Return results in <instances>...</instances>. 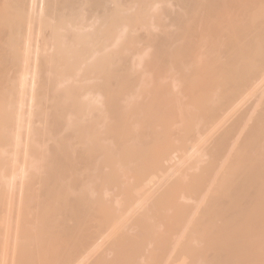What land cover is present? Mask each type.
<instances>
[{
  "label": "bare ground",
  "instance_id": "1",
  "mask_svg": "<svg viewBox=\"0 0 264 264\" xmlns=\"http://www.w3.org/2000/svg\"><path fill=\"white\" fill-rule=\"evenodd\" d=\"M28 1H30V6L32 8H34L35 16L38 17L41 20V23H44V26L50 27L49 28L50 30H48V32L44 33L43 40H42V38L41 39L39 38L36 42H28L27 40L25 42L23 40L25 31H26L25 30V28H26V19H27L26 7H27V4H28ZM130 1L131 0H0V199H2V197H4V195L2 194L3 190L6 189L4 187L8 186L9 184L12 185L14 180H18V179L20 180V178L16 179L18 176L22 177L21 179H23V177H24V180L22 181V183H21V180L20 181L18 180L21 183L20 184V186H21L20 187V189H21L20 193L23 192L22 202H24L25 201L24 199L26 198L24 196V192H25L26 195H29V197H27V199L29 198L28 200H30V201L32 200L34 202L37 201L35 199L37 195L34 198L31 199V197H33V195L31 196V194L34 193V191L35 192L39 191V190H37L38 186H36V185L42 186L44 184V186H42V187H45L44 189L41 187L42 188L41 189L40 186H39V188L41 190H44V192L40 191V193H38V195L41 194V196H42L41 192H43L44 195L42 196V198L41 197L37 198L38 200L40 199V201H43L42 202L43 208H41L42 206L40 207V209H38L39 207L36 208L41 203L40 201H38L37 203L35 202V204H34L35 205L34 207L36 208V210H35V208H33V205H32L34 202L31 201L32 203H31V205H29L31 208H33L36 211L35 214L37 213L36 214L37 217L35 216V218H34V215H32V218H34V220H31V218L30 219L28 218L29 216L31 217V215H29V214L33 212L32 209H31V212L29 211L28 213H26L28 211L27 210V211H25V213H22L23 210L25 209L24 207L25 206L28 207V204H29V203L27 204L28 201L26 200L27 202L26 203L24 202L25 206L24 205H23L24 207L22 206V212H18L16 214L17 215V220H20V221L17 222L16 218L12 219L10 217H8V218H10L9 220L12 219L11 222L9 220H6L7 217H3L2 221H0V264H75V262H76V264H78L79 262L77 261L78 260L77 258L78 257L82 258L80 255L81 254L84 255L85 254L84 252H86L85 250H87V248L92 247L90 245H93L95 242H97V245H98L101 242V239L102 240L104 239V237H105L104 234L107 233L106 231L110 230V228H109V230H106V228L108 229V226L106 224H108L110 222V220L115 221V219L118 218V214L116 216L117 218L114 216L117 212H119V210H117V209L120 208V209L124 210L126 207L128 208L129 204L123 202V200L128 202L129 201L128 198L130 197V203H131V201L134 198L131 199L130 195H133L132 194L133 192L137 193V191H139V190H142V189L144 190L146 185L149 184V182L151 180L155 181L157 179V177H160L162 175V173H163L162 170H159V169H162V167L160 168V166H159L161 164V160L164 163V160H166L165 157H169L170 158L173 155V153H172L173 151H170V150H174V149H171V147H170L172 144L171 145H167V143L166 144H162L161 142H159V140L157 139V137H158L157 131H156L157 134L155 133L154 135L151 134V133H154V131H151V133L149 131H147L148 128L146 129L147 132L143 131V129H142V128H144L143 126L147 127V125H146V123H143V124H141V123L142 122H146L147 119L146 120L144 119L145 116H146V118H147V116L150 118V116H149L150 113L149 112H151V111L148 110L149 107H151L152 104H155V106L157 108V109L154 108L155 107L154 105H152V106H154L152 109L150 108V110H154L151 113V117H152V114H156L158 109L162 110V107H163V109H164V107H166L167 109L170 107L168 103H169V101L172 98L170 97L169 94H168V97L171 98V99L168 98L169 99L168 100L166 98L167 97L166 95L169 92V91H167L168 89H170V94H171L173 92L172 89L175 88L174 86L176 85V87H177V85L180 84L182 86L180 87V85H178V87H180L181 89L180 88H178V89H180L182 92L184 90V93H185V94L183 93L184 95H186V93L187 94H190V93L193 94L194 93L193 92L194 88H196V89L199 88V89L203 90L204 82L206 84L210 85V86L209 85L208 86L205 85V88L207 86V89H209L208 90L209 93H210V90L211 91L213 90L212 92L215 93L213 95L217 94L216 98H215L216 100L218 99L217 97H219L221 101H222V99L225 98L228 101L229 105H228V103L226 104V102L224 103L225 99L223 101L224 105L226 104V106L231 107L232 106V102L238 101V99H236V98H238L239 95H241L242 87H243L244 83H246V80H247V85H249L253 81V78H257L258 74L260 75V73H261V75H262V73H264V0H204L205 2H203V3H201V1H196V0H181L182 5H183V9L186 10V11H187V9H189L191 11V16H193V20H195V23L190 22L191 20L188 22L187 19H188L189 16H187V19H186V14L185 13H189V12H185L184 10H183L184 11L183 13H181V12L176 13V14H179L178 16L175 15L176 18L174 19V21H175V23L176 22L179 23L178 26L181 24L180 25L181 29L179 31L182 30L181 31L182 33L179 32L178 30H176L178 32H175V33L173 32V33L175 34V36L178 33H181V34L177 35V40H180V42H182V43L185 41L183 43L184 45L181 44V47L179 48L180 45H177V44H179V42L177 43L176 37L172 36L174 34L171 35V33H172L171 31H169V33H168V29L167 30L165 29V27L168 28V26H166V25L162 26V30L163 31L165 30L166 34L168 33L169 36L171 35L170 37L171 38L173 37L172 40L173 39L174 40L172 41L168 37L173 43L171 41L170 42L166 41L167 44H163V43H165L164 41L166 40L165 39V35L166 34L164 32H162L160 34L156 33L155 35H160V36L154 37L155 35L152 32L153 23H150L151 24L150 26H152L150 28L151 29L150 33H151V35L153 34L154 36L151 37V35H150V36L146 37V35H147L146 34L145 38H143L142 42L140 40L139 41L142 44H144V45H147L148 43L150 45L151 44L150 42H152L153 44H151V48H153V47H154V49L158 48L159 50L156 51V53L157 52L160 53V52H163L164 49L166 50V52H168V50L170 48H168V50H167L165 45H172V44H174V41L176 40L175 43H177L176 44L177 47L175 45H172L173 49L172 48L171 49L172 50L176 49L175 52H177V53L179 52V49L180 50L182 49V50H184L185 54H183V51H182V53L181 52L178 53V56H180L179 55L180 53L182 54L180 57L176 56L177 55L176 54L175 56L178 57V59L176 61L173 60V59H175V58H173V56H174L173 54L175 53L174 51L173 52L170 51V52H172L171 54L173 56H168V55L167 56H168V58L172 57L171 59L174 62H177L180 59H182V61L177 63L178 64L177 67H175V65H173V64L168 65L169 67L173 65L171 68L175 67V69L173 68L174 69V71H173V69L170 70L171 68H167V66H165L166 62H163V61L167 60V56H166L165 60H163L164 57L162 59L160 58V60H163V61H161V63L162 62L164 63V64H161V65H163V67L165 66V69L167 68L166 69V73H167V71L169 69L170 71H168V73H173L174 72L173 74L176 73V76L181 74L180 75L181 77L178 76L175 79L176 80L175 83H177L178 81L179 82L182 81V83L175 84L173 82L174 86H172L171 84H169L171 86H167L168 84H166V88L168 87L167 90H165V92L167 91L166 95H165L166 97L163 94H162V96L160 95L164 91V89H162V90L158 89V90L162 91V92H160L159 95L161 97L164 96L165 99L168 100V102H167L168 106H166L165 99H164V102H165L164 103L162 101L163 99L161 100V99L157 98L158 99L157 103H159V105H158L155 102L157 100H155L154 98H155V96L159 97V95H155L154 98H153V95L151 93L148 94L147 91H146L147 92L146 94L151 96L155 101L151 98L153 101L151 100L150 102H154V103H150V104L148 103L146 105H143L145 103L142 104V101L143 102L144 101L147 102V100H149L150 97L145 94V91H143L144 94L142 92H140L139 93L140 95H138L137 92H138V87L139 86L136 85V87H135V83H136L135 78H134L135 82L132 81V80H133V77H136L134 74L137 73L136 75H138V74H140V73H142L144 71L143 70L142 72L138 73L140 70L137 71V69H139L137 67L140 65V67L142 69L143 64L146 63L147 60H149V58H151L150 55L153 56V54H154V56H155V52L154 51L151 52L149 50L148 51L149 55H148L147 54V50L148 49L147 50L144 49V51L146 50L145 51L146 53L144 54V51L141 52L140 54L142 55V53H143L144 55L140 57V55L138 53L140 51H142L141 50L142 48L140 47V51H138L139 47L137 45V42L139 43V41L136 40V42H135L136 44L134 43V45H132V47L137 45L138 48L137 47H133V48L137 49L135 51V53H137V55H139L140 59H143V60L138 59V62L140 60L139 65L137 64L138 62L136 63L137 64L136 66H135V63H134V67H133L134 70L131 68V70H132V72L130 71L131 76H132V73H133L132 80H129L131 76L129 77L130 73H129V71L127 72V70L130 69V67L128 69H126L127 66H124V67H126V68H124L125 71H122V72H127L126 74L124 73V75L128 74L129 79H128V77L125 78V76L123 75V73L120 70H119V72H117V74L122 73V75L124 76L123 78H125V80L127 79L131 83L134 82V83H132V85L134 84V87L132 86L133 89H134L133 91H135L134 94L131 93L132 92V89H131L132 87L128 88L129 84L127 82H125V83L128 84V85H126L127 87L125 86L124 79H123V85H122L121 82H119V80L122 81V79H121L122 75L121 74H120L121 76L119 75V77H121V78H118V77L114 76V77L118 78L119 80L116 79V78H114V80H113V78H111L112 81L111 80L109 81L110 77L111 76L113 77V73L116 74L115 72L118 71L115 66L112 67V69H111L110 66L114 65L113 61L116 62L115 59H118L119 53L122 54L121 52L124 53V50H125L123 41H122L123 43H121V45L123 44L124 48L123 47L122 48L124 50H120L118 52V50L116 49L117 50V52H116L115 47H114L115 51L113 50V47H112V46L119 47L118 46V41H119V39L122 36V34H120L121 30L124 33L125 32L124 31L125 27L126 28L128 27L127 29H130L132 26L135 27V26L139 25V23H143L144 20L147 21L146 18L143 20V17L144 16L146 17V15H147L146 13H148V11L146 12V9H148L147 6H149V5L145 6L146 9L145 8L139 9L142 6H144V4H145L142 0H139V5H140L139 8L136 7V6H138V4L136 5V3H138V2L133 4L134 0L131 1L132 2V3H130L131 5H128V3ZM147 1H149V0H146V3H147ZM156 1H155V4H156ZM151 2L152 1H150L149 4H154V3H151ZM132 4L134 6H132ZM155 4H154V6H155ZM184 6L187 9H185ZM136 8H138L135 11L136 15H135V13H134V15H132L131 13H130V15H127V12L124 14V12L126 10L132 11V10H135ZM206 9H207L209 14L207 13V11H205ZM130 11H128V13ZM203 12H206L207 14H204ZM182 14H185V16H182ZM189 14H187V15H189ZM199 14H202V16L201 15L199 16ZM154 16H156V15H154ZM181 17H183V18L185 17V20L181 19ZM78 18H79V20H77ZM151 18L152 17H150L149 19L152 20L153 18L152 19ZM190 18H192V17H189V19ZM150 20H148V21H150ZM151 22H154V21H151ZM148 23L146 25H148ZM155 23L157 24V22H155ZM129 26H131V27H129ZM150 26L148 25V27H150ZM157 26H154V27L157 28ZM134 27L131 28V29L132 30L135 29ZM138 27H136V28L140 29V27L139 28ZM192 27L196 28V30L194 31ZM147 29H149V28H147ZM135 30L133 32L131 31V34L127 30L126 31L127 33H125V34H130L132 39H133V36H134V39H136L135 38V34H134ZM197 30H198V32H197ZM132 33H133V36H132ZM147 33L150 34L149 32H147ZM163 33L165 35H162ZM194 33L198 34L199 36L196 35L197 37L195 36V38H194V35H195ZM125 36L129 37L128 35H124L123 38H125ZM161 36H162V38H161ZM157 37H160V38H157ZM255 37H258V39L257 38L255 39ZM147 38H148V40L146 41V43L147 42L148 43L145 44L144 40H146ZM168 38H167V40H168ZM197 38L198 39L200 38V39L204 40V41H202V44L200 43L201 46L204 43V45L207 46L208 48H209V46H210V48L211 47H213V48L216 47L215 49L212 48L213 51L211 50V51H209L210 53L209 52L207 53V51H205V50H207L208 48L205 49V47L203 45L202 48L204 49V52L202 53L201 51H198V52H201L202 55H204V57H205L206 53H207V55L208 54H210V55L212 54V56H211L212 58L216 57V58H214L215 61L209 55L207 57V60L205 59V61L207 62L206 64H205V62H204V64L202 63L204 61V59L202 61L201 57H200L201 60L198 58L199 62L197 63V60H196L197 58H195L194 55L197 57L198 56L197 54H199V53L196 52V54H194V51H193V54H192V52H191V49H193V50L195 49L196 51L198 49L201 50V48H200L201 46L198 44V42H196ZM132 39H131L132 43L129 42L128 39H127V42H125L126 46H127V43L133 44L134 39H133V41H132ZM194 39H196V40H194ZM200 39H199V42H201ZM119 42H121V41H119ZM168 43H172V44H168ZM161 44H163L162 46L165 47V48H163V50L160 49V47L162 48V46H160ZM119 45H120V43H119ZM128 45H130V44H128ZM152 45H154V46H152ZM155 45H159V46L156 47ZM110 46L112 47V50H113L112 52L110 50L108 51ZM174 46L176 47L175 49H174ZM196 46H200V47L194 48ZM168 47H170V46H168ZM129 48H130V46H129ZM151 48H149V49H151ZM203 49H202V51H203ZM185 50L186 51L188 50L187 52H191V53L188 54V53L185 52ZM215 50H216V52H214ZM246 51H249L248 54H246ZM166 52H164V54L161 53L160 56L162 54L165 56ZM212 52H214V53H212ZM159 53L156 54L155 58H154V56H153V59L151 58L152 61L154 59H156V58H158L157 61L159 60V57H160L158 55ZM201 53H200V56H201ZM171 54H169V55H171ZM214 54H215V56L213 57ZM249 54H251V56H255V59H253L254 60L253 62H252V57ZM134 55H136V54H134ZM157 55H158V57H157ZM188 55L193 56V58L189 57ZM247 55L250 56V58L248 57L249 59L247 58ZM144 56L147 57L148 59L146 60V58ZM222 56L225 59L221 58ZM114 57H116V58H114ZM184 57H189L190 59L192 58L193 60L195 59L196 60L195 64L197 63V65L193 64L194 63L193 60H191V61L187 60L188 62H185L186 60H183ZM210 58H211V62H208V61H210V60H208ZM245 58L248 59V62L244 61ZM122 59L124 60L123 57L121 58V60ZM169 59L167 60L168 63L172 62V60L170 59V61H169ZM256 59H258V60H256ZM121 60L119 58V62ZM212 60H213V62H212ZM157 61L154 60L153 62L156 63ZM200 61H201L202 65H199ZM249 61L252 63L250 66H252L253 64L255 65V66L253 65L255 67V69L252 68L253 66L251 67L252 68L251 70H250V66L247 67L246 64L249 65ZM256 61H257V64H256ZM149 62H151V61H149ZM149 62H148V64H149ZM174 62H172V63H174ZM111 63H113V64H111ZM141 63H143V64H141ZM158 63H159V65H158ZM158 63H157V65H158L157 69L160 70V68H161L162 71L161 70L160 71L158 70V71L160 72L159 74L162 77L157 74L158 71L156 72L157 75L155 74V77L153 76V74L155 73L153 71V69H152V66H153L154 63H152V64L150 63L152 65V66H150V68H149L148 64H145L146 66L144 65L145 67L143 66L144 67L143 69H145V70L147 68L152 69V73L153 74H151V70L149 71L147 69L149 71V73H150L148 75V78L150 77V79H151L150 81L151 82L150 81L148 82V80H149L148 78H147V81H146V79L144 80V78H146L145 76L148 73L145 74V75L143 73L142 75H144V76H141V74H140V75L137 76V78H140V80L142 82L146 81V82H144L145 84H142L141 81H137L136 84H141L142 86L148 84V86H146L147 90H148L149 85H151V87H152V85H153L152 83L154 81H155L154 82L155 84L153 85V88L156 86V81H159L160 78L162 79L164 77L165 81H166L168 79V76L171 75V74H169L167 76V74L164 73L167 76V78H166L165 75L163 74L164 71H163L162 67L159 68L160 62H158ZM174 64H176V63H174ZM85 65H86V70H87V73H88V79H91V78L93 79V78L97 77V78H100V79L103 78V80H106L104 78L107 77L108 83L109 82H111V83L114 82L115 79L118 80V82H116V81L115 82H116L117 85L118 84L121 85L122 90H120V91L123 92V93L121 92L123 95L127 94V92L125 90L127 88L129 89V91H131L130 92L131 94H133V95L136 94L135 96H133V95L131 96L129 91L127 90L128 93H129L128 95H130L129 98H128V95H127L128 99H130V98L134 99L133 97H135V99L132 100V102L137 101L138 98L141 99V96L144 97L143 95H146L145 96L146 100H145V98L144 99L142 98L143 100L141 99L142 101L140 103L142 105L138 102L139 100L137 101L140 105L137 104L138 108L136 107L135 109H138L136 111L137 116H138V114L144 108V107H142V109H140V111H139V108H140L139 106H147L148 105V108L147 107H145V108H146V111L148 110L147 112L149 114L145 111V108H144V110H142L144 112H142V113L145 114V112H146L148 115L145 114V116H143L142 113H140V114H142V116H143L142 118L145 121H143L142 119L141 120L140 119L139 120L136 119L137 123H138V124L136 123L137 124L136 126L139 129V131H138V129L136 131V128H135L134 124L133 125L130 124V125L133 126L135 129L132 128L131 126L130 127L132 129H129V128H127V126L129 127V125H126V126L123 125V127L125 126V129H123V127H122V130H124V131L121 130L122 133H121V135H119V140L120 141L115 140L116 142L118 141V143L115 142V144H114V141L112 140L113 142L112 141L110 142L112 147H107L108 146L107 140L109 142V138L107 140H105L106 137L104 139L103 138L104 135H102V134H105L106 132L109 134V132L111 131L110 128L113 129L112 133H115V131H116V133H115L116 135L118 133H120V130H116V128L120 129L121 127L120 126L118 127V125L122 126V124H124V122H126V118H127L126 116H127L128 113L130 114V109L132 107L131 106L132 102H130L131 99L128 101L126 99V97L123 98V95L119 93L118 87L114 85L112 90L114 88H115V90L118 89L117 90L118 92L117 91L116 92L119 94V96L116 95L115 98L116 99L118 97H122L123 98V101L122 100L121 101L118 100V101H120V103L118 101L116 103L115 102V98H113V96H111L112 94L110 95V92L112 90L109 89V88L112 87L113 85L107 84V80L106 81H102L101 80V82L98 83V86H97L98 88L95 87V85H97V84L94 85L95 89L97 88V90L100 92V94L98 92H96V94H98L96 97H99V96L103 97L106 94V96L110 95L112 97V101L111 100H107L106 101L105 98L111 99L110 97L108 98V96H107V97H104V99L102 97H100L101 102L98 103L96 101L97 100L100 101L99 98H93L94 100L96 99V101L91 99L92 97H94L95 91L92 90V92H93L92 93L91 90L90 91L88 90L89 91L88 92L85 89L86 92H88L90 95H93V96H91L90 101L93 100V102L97 103V105H99V104L101 105V106L99 105V107H101V108H98L99 111H97L98 110L97 109L95 111V113L99 114V113H101V112L103 113L105 111L104 112V115H105L106 112H108L106 110H108V108L110 107V106H108L109 105L108 101H109V103L114 101L115 103L113 102V104H115V105L116 104L118 105V103H119V105L121 104V107H122V105L124 106V104H122L121 102H125L127 100L128 102H130V104L128 105V102L126 101L129 108L125 107V109H123V107L121 108L119 105H118V107L117 106L113 107V104L112 103L110 104V105H112V107H111L112 111H115V113H116L115 116L118 115V117L119 116L122 117V114L121 115L117 114L118 111H120V113H121V109L122 110H126V112H128V113H126V112L122 111V113L124 112L126 114V115L123 114L124 115L123 117H125V121H123V119L120 117L119 119H121V122L119 121L120 122V124H119V123L115 122L114 119H111L112 116H111L110 113H112V112H111V108H109L110 109V111H109L110 113L108 112L109 115L107 113V115H105V117H101L102 115L100 116V114H99V118H98V115L95 114L96 115L95 117H97V119L105 118L107 120L105 122L104 119L103 120L101 119L102 120V124H104L105 126L107 125L105 123L109 122L108 121L109 118L112 120L111 124L113 123V125L115 126L114 127L115 129L112 127L113 125L112 126L111 125H109V126L107 125V128L110 127V128H108L109 132L107 131V128H106V130H104L105 126L104 127L101 126V125L97 126L96 123H98V120H96L95 117H94V119L96 121L95 122L94 119L92 118L94 115H89L91 117L89 118L88 124L90 122V124L93 125V123H91V122H95L94 125L96 126V130H97V128L103 127V128H101V129H103L101 132L99 131L100 129L97 130L98 133L100 132L102 134L99 133L97 135L96 130L93 129L94 126L91 127V125L89 124L88 125L89 128L91 127L90 129L95 130V132L93 131L94 133H91L90 131H92V130H90L86 126V129L90 130L89 131L90 135L88 133H86L87 131H86L85 128L84 129H85L86 132L82 128V132H83L84 136L83 135L81 136L82 133L80 134V132H81V130H80L81 128L80 127H82V126L84 127L86 125V124L85 125L82 124L84 119H83V121H82V119H80V121H79V119L76 120V121H79L80 124H82L81 126H80L79 123H76L75 121H73V122H75V124H79V125H74V123H72L75 126V128H76V126L78 127V129L74 128L75 131L77 130L79 132V137H77L78 133L74 131L75 132L74 135L77 134L76 138L73 136V138L75 139L74 142L75 143H79V142L82 143L84 145V149H85L84 150L82 148L84 150V152L83 151L80 152V150H78V149L77 150L79 152H77L74 142L72 143V139H69L68 136L65 137L63 132H62L61 135H64V136L59 135L60 134V129H61V127H59V126H53L54 127L53 128V134L50 137V139L46 141L48 143L51 142L53 144L50 145L49 147H43V145L41 143V140H40V132H41L40 129L33 127V124H30V122H29V124L26 123L25 130H24L23 117H24V114L26 112V110L24 108L25 104L29 105V103H30V106L27 109V112L29 114H31V112L35 113L36 112V110H35L36 108L39 110V108L41 107L42 92H43V90L45 88H47L49 86V83L51 81H53V84H55V86H54L55 90H53V93L55 91V94H56V96H55L56 99L54 100L53 107L55 108L56 111H58L57 109H59V108L56 109V107H58L57 105L61 104L62 102H63L62 104H64V102L66 103V101H68V100L70 102L72 101L71 103H75L73 105L74 106L76 105L77 106L76 108H78V106L80 105V102H81L80 106H82L83 103L85 102L86 103L85 106H87V105L90 106L92 104V106H90V108L95 107L94 103H91L90 105L87 104V102H90V101L82 102L83 100H80L79 98H78L79 100L77 99V97H79L78 94L81 91H83V90H80L79 93L77 92V94H76L75 91H77L78 88H80V87H77V85L74 86V87L70 86V87H72V89L74 88V90H73L74 92L71 90V88L65 89V86H64L65 90H63L62 83L68 81L67 79H69L71 77L74 78L75 73L81 71L82 67L84 68ZM256 65H257V67H256ZM192 66L193 67L197 66L195 70H194V68L193 69L191 68L195 72L197 71V73H198L199 70H202V71L199 72V73L202 72L201 74H199V73L197 74L200 77L202 75V77H201L202 79L201 80H200V77L199 76L197 77L195 75L196 73L193 71L194 75L198 79V82L196 81L197 79H195L196 82H194L193 79L195 78V76L193 74L192 75L194 76V78L192 77V75L189 76L190 72H192V71L189 72L188 68L192 67ZM154 67L156 68V64L154 65ZM113 68H116V69H113ZM248 68H249V70H247ZM118 69H120V68L118 67ZM124 69H121V70H124ZM113 70H116V71H113ZM135 70L137 72H135ZM111 71H112V73H111ZM78 74H76V75L79 76ZM108 74H112V75H109L110 76L109 77V76H107ZM51 75H53V77ZM100 76H102V77H100ZM158 76H160V77H158ZM141 77H143L144 81L141 79ZM152 77H154L156 79L158 77V79L157 80L156 79L152 80ZM171 77H173V76L171 75L169 77L170 80H172ZM190 77H192V78H190ZM262 77H264V76H262ZM262 77H261V79H262ZM86 78H87V75H86ZM174 78H175V75H174L173 79ZM190 79H192L193 81L190 80ZM258 80H254L253 84H254L255 81H258ZM163 81H164V79L162 80L163 86L160 83L161 88L162 87L164 88L165 87L164 84L167 83V81L165 83ZM172 81H169V82L172 83ZM248 81H249V83H248ZM260 81H262V80H259V84L257 82H255L256 86L255 85L254 86L256 88L251 87V85H253L252 83H251L250 86H247V87H249L251 90L254 88L253 90H255L258 87H260L259 86L261 84ZM102 82H106V83H102ZM160 82H161V80H160ZM149 83H151V84H149ZM263 83L261 84L262 89L264 88L263 87L264 86ZM57 84L58 85H62V89L61 90H63V91L58 89L59 87L61 88V86L58 87ZM63 84H65V83H63ZM87 84H88L89 87H91L89 83H87ZM104 84L106 86H109L108 89H107V87L106 88L104 87ZM257 84H258V87H257ZM73 85H75V84H73ZM66 86L69 87L68 84ZM123 86L125 87V89H123ZM142 86H141V88L143 89L144 87H142ZM85 87H87V86H85ZM116 87H117V89H116ZM121 87L119 86V88H121ZM157 87H159L158 83H157ZM171 87H173V88H171ZM261 87H260V89H261ZM80 89H84L83 86ZM142 89H139V91L142 90ZM207 89H206V92L208 93ZM262 89H261L260 92L258 91L259 89L257 91L261 94L262 93ZM123 90L126 93H124ZM144 90H146V88ZM149 90H151V89H149ZM158 90L157 91L155 90L156 91L155 93H157ZM177 90H176V92L174 90V94L178 92L177 94L179 96V94H180L179 92L180 91H177ZM247 90H248V88H247ZM251 90H250V92H252ZM201 91H200V93L203 94ZM112 92L117 94L115 91H112ZM151 92H153V91H151ZM165 92H163V93H165ZM203 92L205 93V91H203ZM212 92H211L210 95H212ZM247 92H249V90ZM196 93L198 95L200 94V93L197 92V90H196ZM207 93H206V95H207V98H208L209 93L208 94ZM259 93L256 92V93H252V94H254L253 96L257 97L258 96L257 94H259ZM115 94H113V95H115ZM201 94H200L201 98L198 97V95L197 96L194 95V97L195 96L196 97L195 98L194 97L191 98V99H194L195 102H196V103L194 102L195 104H193V101H192V103H190V104H193L192 106H195L196 104L198 105V102L196 101V98H198L197 99L198 101L200 99H202V97H204V96H202ZM213 95L211 97L212 99H213ZM17 96L21 97L19 102H17ZM136 96H138V98H136ZM171 96H173V94ZM175 96L177 97L176 94H175ZM175 96L173 97V99L176 98ZM192 96L189 95L188 97H192ZM259 96H258V99H260V100L257 102V105H255V103H256L255 101L258 100V99H256V97H253V98L256 99V100L254 99L255 101L253 100L254 101V105L256 107L252 103H251L252 105L251 104L250 105L253 106V108L251 106L248 107V108H250L249 109L250 115H249L248 112L244 111L245 113H248V114H246V116L247 115H248V117L250 116L248 119L247 118L245 119L246 116H243L244 113L238 115L236 118L233 117L234 119L232 118L233 120L231 121V125L229 124L230 126L228 125L229 127L227 126L228 128L226 127L227 129H225V131H223L222 134H219V137L217 136V138H215L214 141L211 144H209L206 148H204L202 151L199 152L198 157L200 156L199 158L200 159L202 158L203 160H198L197 163H199L200 161H202V163L204 162V159H205L204 155L205 156L207 155L209 158L213 159L212 161H210V163H208V165L210 164V166H207V168L205 167L204 164H203L204 165L203 166L202 163L201 164H196V162H195L196 166L200 165L198 167H196L195 165L194 166L192 165L194 168H197L198 170H200L202 168V166H203V169H201L200 172H203L202 170H204V167H205L206 168V172L204 170V172L206 173V174L204 173L205 177H204V175L202 173L199 174V171H198L196 174H199L200 177L198 178V181H196L198 176L195 174V172H192V176H193V173L196 175V176L194 175L196 177V180H195V177L193 176L194 177V181H196V182H194L192 180V178H193L192 177L190 179V181L188 180L189 184H185V182H186L185 178L189 179L188 177H185V175H184V174H186V176L188 175L185 172H186V169H188V167L191 166V164H189L190 166H188V167L185 166L186 167V168H184L185 172H183L181 170L182 171L181 174L184 173L183 175H181L182 178H184V180L181 178V176L179 177V178L182 179V180L180 179V181H181V184L179 183L180 185H178V184L176 185V183L174 181H172V182H174V184L176 186L174 184H171L172 183L171 182L169 184H166V186L164 187V190L166 191L165 188L167 187V185H174L175 186V187L174 186L171 187L172 190L170 191L171 192L170 194H172L173 192L177 191L176 194H175L176 195L175 198L173 196L174 194L172 195L174 199H176L177 196H179L178 194L180 192L178 193V190H177L178 187H180L179 188L180 191L183 188H185L184 190L181 191L182 194H183V191H184V193H187V192L189 193V196H188V193H187V195L185 194L184 198L183 197L182 198L178 197L180 199L187 200V197L190 198V199L191 198L193 199V198H195V196H193V194H195V193L196 194L198 193V195H199V193H200V195H204L203 199H205V201L202 199V201H204L203 202L204 204L202 203L203 204L202 205L200 203V205L203 206L201 208L200 205H199V201L202 202L201 199L199 198L200 195L198 196V195L195 194L196 197L199 198V199L197 198L199 201L196 200V201H198L197 203H198V206H199V210L197 211L195 209V211L199 212V215H198V213L197 214L195 213L196 216L192 217V219L190 221L191 216L188 215L189 213L186 215V218L183 215V213H181L182 215L181 214L180 215L182 216V218L184 217L185 219L180 218L181 217L180 215H179V219H178V215H177L178 213L176 214V211H178V209H180L179 207H182L181 211L185 212L186 209H187V211L190 212V214H191L192 212L190 210H192V209L189 208V206H191V205H189L188 203L184 202V203L188 204L187 206H185L186 204H184L182 201H180L182 203L179 202L180 206L175 205L176 203H174L173 201H172L173 204L169 205L171 203V202H169L171 200V195L169 194L170 195V199H169V196L166 195V196H168L167 197L168 199L166 201L164 199V201L169 203L168 204L169 207L178 206V208H176L177 210H175V212H173L174 207L171 208L172 210L170 209L174 214L177 215V217L176 218H172V217H174L176 215H173V213L171 214L170 210H168L169 213L171 215H173V216L169 217V218H172V220L169 219V218L167 219L166 217L169 216V215H167V216H164V215L169 214V213H166V211H167V209H166L167 206L166 205L167 204L165 205L166 206V208H165V206L163 205L164 201L161 202V200H162L161 198H163V197L161 195H160L161 197L159 196V199H160L159 204L162 203L161 205H163V207L165 208V210H164L163 207H162V209L165 211L164 213H163V210L161 208H159L161 206H158L159 209L156 206V202H158L159 199L156 197L158 201L155 200L156 202H154V199H152L153 200L152 201V200H150L151 197H149L150 199L148 198V201L150 200V201L154 202V205H155L154 208H156L157 210L154 211V208L152 207V204H153L152 202H151V206L149 208H146L145 207V206H147L146 204L149 205V202L147 201V203L144 204L145 206L143 205V207H145L147 210L145 209L146 211L144 210V213H143L142 212L143 210H141V208H142V205H141L140 211L142 212V214L139 215L137 213H139L140 211L137 212L136 216L137 217L140 216L137 219L134 216H135V212L138 211L139 209L137 207H134V205L132 206V204H133L132 203L131 206H129V208L131 210L134 207L133 208L134 210L133 209H132L133 211L131 210L132 212L135 211L133 213L134 216H133V214L130 213L129 209H127V210L131 214L130 219L133 216L136 220H138V224L139 225H136L138 227H136V229H135V226L134 225L132 226V224H133V222H132L130 224L131 226L129 225L127 229H129L130 227H133L135 229V231H133V230L132 231L136 232L137 228H139L140 225H141L142 228L143 227L146 228L145 225L148 224L149 221L154 220V218H158V219H155L157 222H159L160 219H162V218L164 219L165 218L166 221H165V219L163 220V222L165 221V223H162L161 222L162 220L160 222L163 225L166 224L165 225V227H166V226H168L167 225L168 222L173 221V223L170 222L171 226H172V229L175 226V229H173V230H176V232H179L181 234V235L178 234L180 237L177 235V238L178 237L180 238L178 240H181V236L182 235H184L186 237V234H185L186 231L184 232L183 230L184 229L188 230L187 229L188 227L187 228H182L183 224L181 222L183 220V223L185 224L188 221V218L190 217L189 221L193 222L191 224L194 225L193 226L194 228L192 230V228L189 227V230H188L189 233H187V236L189 237L190 233L192 232L193 235L191 233V237L190 238H191V240L193 242L190 241V238H188V237L187 238H188L189 241H185V240H187V238L185 239L184 236H183V238L185 239L184 241L187 242V243H184V244L182 243V246H181V242L182 241L180 242V241H177V239L176 240L173 239L176 236L170 237L171 235L170 236L168 235L170 237V240L173 239L175 242L177 241V243L180 242L179 244H180L181 247H183V249L180 248L179 244L178 245H177V243L172 244L173 242L171 243L169 241L172 244L171 245L172 248L174 246L177 249L180 248V249L183 250V251L181 250L180 254H182V256L184 258H185V254H186V256H187V260L185 258L186 262L191 261L193 259L194 261L191 262V264H264V93L262 95H259ZM62 97H64V99L66 101ZM86 97H88V94H86ZM179 97H177V98H179ZM181 98H179L178 101L180 99H181V101L184 100V99L186 100L187 96L186 97L185 96H181ZM253 98H251V99H253ZM102 99L107 102V103H104V104H106V105L108 104L107 107L105 108V110L103 109V111H102V108L105 107V106L103 104L104 101L102 102ZM203 99H205V97ZM215 99L212 100L211 102H215L216 101ZM85 100H87V98ZM159 100L162 101L163 105H164V106L162 105L161 108L159 106H160V104L162 102L160 103ZM207 100L210 103V98H208ZM207 100L205 102H207ZM69 101H68V104H69ZM78 101H79V103H78L79 105H77ZM176 101H177V99H175V103H173V102L170 103V104H172V103L175 104L174 105L175 108H176V104L181 105V106L183 104H184V106H186V104H187L186 101L184 103L179 101V102H181L183 104H180L178 101L176 103ZM188 101L191 102L190 100H188ZM126 102H125V105H126ZM137 102L132 103V105L137 103ZM205 102H204L203 105H201L203 103V101H202V103L199 102L201 107L198 105L199 109L196 112L200 111V108L202 110L203 109L202 106H204V105H206V106H204L205 108L207 106H209L207 104L208 102L206 104H205ZM230 103H231V106H230ZM236 103H234V104H236V106H234V104H233L234 107H237V105L239 104V102H236ZM173 104L171 106H173ZM212 104L214 105V103H210V106H213ZM221 104H219V105L221 106ZM80 106H79V108H80ZM133 106H135V105H133ZM198 106H197V108H198ZM62 107H63V105H62ZM188 107H189V105L187 106V109L185 108L186 109V111H185L186 115H187L188 111L192 110L191 106L189 107L190 110L188 109ZM234 107H233V109H234ZM171 108H173V107H171ZM175 108L172 109L171 111L168 110L169 112H167V113H170L169 115L173 114V116L174 117L176 116L177 118L180 115L181 116L183 115L182 117L185 116L184 119L180 118L181 116L179 117L180 120H183L182 122H184V120L186 119V115L181 114V113H184V110L182 111L180 109L181 107H179V109L177 107L178 110H181V112H179V114H178L177 113L178 110L177 109L175 110ZM182 108H183V106H182ZM193 108L196 110L195 107H193ZM72 109H74V107H72ZM85 109H87V107H85ZM222 109H224V108H222ZM233 109L231 108V110H230V108H228L225 111L227 112L228 110H230L228 112H231ZM60 110H61V107H60ZM62 110H63V108H62ZM79 110H83V109H79ZM92 110H93V108H92ZM92 110H90L88 112H91ZM133 110H134V108H133ZM161 110H158V115L160 117L162 115V118H159V116L156 115V116L153 117L154 119L150 118V120H147V121L150 122L151 119H152V121H154V120L157 121L156 119L159 118L158 122H156V124H157V123H159V121L163 120V118H165L166 116L170 117L169 115H167V113L163 117V115H164L163 111L164 110L163 111H161ZM173 110H175L176 113ZM159 111H160L161 115L159 114ZM172 111L175 113V115H174V113H171ZM225 111H224V113H225ZM236 111H238V109ZM250 111H252V112H250ZM132 112L135 113V110L132 111ZM165 112H166V109H165ZM92 113H93V111L91 112V114ZM188 113H190V112H188ZM212 113H214V112H212ZM112 115L114 116V113ZM132 115H133V113H132ZM192 115L195 116L194 113H192ZM211 115H214V114H211ZM211 115L207 117V120L206 119H202L204 121L203 122L201 121V122L205 126L208 125V124L206 125L208 120H212V124H213L212 127H214V125H215L214 123H216L215 119L217 121L219 119H221V116H220V118L218 116L219 114L218 115L215 114L214 116H211ZM216 115L218 117H216ZM106 116H109V117H107L108 119L106 118ZM115 116H114V118H115ZM135 116H136V114H135ZM189 116L190 115L188 114L187 118ZM191 116H190V118H191ZM118 117H116V118H118ZM116 118H115V120H116ZM139 118H141L140 115H139ZM179 118H178V120H179ZM192 118H193V116H192ZM250 118H251V120H250ZM55 119L57 120V116H55ZM131 119H132V117H131ZM101 120H99V121L101 122ZM178 120H177V122L180 121V120L179 121ZM246 120H247L246 123L253 122V123H251L252 125L249 126L248 124H246L245 123ZM122 121H123V123H122ZM129 121L130 120L128 119V121H127L128 124H129ZM135 121L133 119V121L131 120L130 122L135 123ZM138 121L141 122L140 123L141 126L143 125L142 128L139 125ZM100 122L98 123V125L101 124ZM148 122H147V124H149ZM154 122H153V125L155 124ZM184 123H186V121ZM244 123H245V125H244ZM116 125H117V127H116ZM246 125L249 126V127H247ZM74 126L71 125V127H74ZM210 126H211V122H210L209 126H207V127H210ZM212 127H210V129H212ZM140 129H142V130L140 131ZM62 130H63V128H62ZM205 130H208V129H205ZM84 132L86 134H88V136L86 134H84ZM95 133H96V135H95ZM242 133H244L243 137H242ZM91 134H94L95 136L93 135V137H89V136H91ZM99 135H100V137H102L101 139H104L103 142L105 143V146H104V143L101 142L102 140H100V137H98ZM85 136H87V137H85ZM105 136H107V134H105ZM109 136L111 138L114 135L112 134V136H111V132H110ZM88 137L90 139L92 138L93 141L91 140L92 141L91 142L88 139ZM114 137H112V138H114ZM77 138L78 139L80 138L79 141L76 140ZM96 138H98V140ZM99 140H100L101 144H103V145L98 144L97 141H99ZM111 145H109V146H111ZM100 146H103V150L104 151L102 150V153H101V151L98 152L99 150H101ZM73 149L76 151V154H73V152H74ZM86 149H88V151H86ZM202 152H203V154H202ZM74 156L77 157V159L78 158L81 159L80 160V164H82V165L80 166V164H77V162L79 160L76 162V160H75L76 158H75L74 162L76 164L74 163L75 166L73 165V169L77 168L76 165L79 166V168H78L79 170L81 168H83V169L85 168L84 171H86L90 167V168H93V169L89 168L90 170H92L91 171L92 173L94 171L96 172L97 166H98V168L99 167L102 168L103 166L105 167L106 166L105 164H107L106 167L112 166V164L115 163L114 160L117 157H118L117 158L118 160L121 159V161L119 160L120 162H122L123 160L124 161L126 160V158H124V157H127V158L130 157V159L127 160L126 162H122V166H121V164L119 165L120 162H118L117 159H116L118 165L115 163L116 166L113 165L112 166L113 168L110 167L112 169L116 168V170H117V168H119L118 169V173H117V171L115 173V174H117V177L115 175L114 176V177H116L115 179L111 178L113 180H116L119 177L118 174L122 175V173H123V176H121V178L120 177L118 178V182L116 181V184H118L117 187L122 185V183H123L122 187L120 186V189L123 188L122 191H120V190L118 191V189H116L117 188L116 184H114L115 181L113 182L110 178L108 179V181L111 180V181H109L111 185H109L107 187H110L112 185L115 186L116 188L113 189L112 188L113 186H112L111 189H113V193L115 195L118 194L117 196L122 195L121 192H123V195L124 194L126 195V193H124L125 191H123V190L126 189V191H127L128 188H126V187H128V185L126 187H125V185L127 184V182L131 181L130 180L131 177L132 178L136 177L135 180H138L139 182L135 181L134 178L133 179L131 178L132 182L135 181L134 183H136V186L131 182L132 184L130 183L131 186L129 185L130 186L129 189H131V187H134V186H135V188H137V183L141 182V183L144 184L148 180V178L150 176H151L150 177L151 180L150 181L148 180L147 183L144 184V185L142 184V188H140L141 187V183H140L139 184L140 185V187H139L140 189L139 190H138V188L137 189L132 188L133 191L131 192L132 189L130 190L131 194L129 193V190H128L127 195L129 197L126 198V196H125V198L127 200H125V198L123 196H122V198H124L123 200L121 199V196H120V198L118 197L119 199H117V196H116V198H114L115 196H112L113 193L110 194L112 192V191L110 192V190H109L110 188H108V190H107V187H106L105 183L104 184L102 183L103 182L102 178L105 179V177L107 175L106 174L107 171L106 170L104 171L105 175L103 174V177H102L101 171H102V169L104 167L102 169L100 168L101 170L98 169V171H100V173H101L100 175L102 177V178L99 177V178H101V180H98V181L99 182L101 181L102 185L104 187H106L105 188L106 189V193H104V191H103V194H106V195L110 194L111 197L114 198V199L112 198V200L113 201L115 200L114 203L117 204V205H115L114 203H113L114 204L113 205L110 202L111 201L110 200L111 199L110 195L107 196L109 198V200H110L107 203L108 198H107L106 201L104 200L106 195L104 196L103 194H101L102 191L99 193V190H102V188L104 189V187L101 188L102 185H97V187L100 186V188H101L99 190L96 188V185H95V187L93 186L94 185L93 183H95V181H94L95 178H93V177H96V173L98 174V171L96 173L94 172L95 174L92 177V181H94V182L91 183L92 184L91 186L93 188H96L98 193L101 194V195H98L96 193L97 191L95 190V194H97L96 197L93 196L94 195L93 191H92L93 188H92V190H89V191L92 192V194H91V192L89 193V195H90L89 196L88 193L86 192L87 188L84 187L87 184V183H85V182H87V181H85V180H87V179H85V177L87 178V176H89V175L92 176L93 175L91 172L90 173L88 172L89 170H87V172H86L89 175L85 174L84 172H82L81 170H83V169L80 170L82 173H84L87 176L83 175V177L79 176V178L78 177L76 178V176H78V174H76V176H75V171L77 173L79 170H75V169H74L75 170L74 173H73V169H72V171H71L72 173H71V175H69L70 172L67 171V170L70 169V166L68 164L66 165V163H67L66 161L67 160L66 161L63 160V161L66 162L64 164L62 159H64V157H74ZM141 156L142 157L145 156V158L146 157H148V158L150 157V159H151V157H153V158H152V160H150V159L147 160V161L144 160V161H146V162H144L143 161L144 158H142ZM4 157H32L34 159H29L27 161L26 165L24 167H22L21 169H20V167H19V169H16L14 167V168H12V173L11 172L8 173L7 170L4 167L8 166L9 164H7V162L4 159ZM41 157H50V158H48V161L45 158L46 161H47V163H46L45 161L42 160L44 158H41ZM87 157L88 158L89 157H94L93 158V162L96 165V167L94 165L95 168L93 167V164H92L93 162L90 161ZM95 157H97V160H98V157H100V158L101 157L102 158L107 157V159L109 160V165L107 163V159H106V161L104 159V161L106 163H104V165L102 164L103 166L102 165H100V166L97 165L96 162L99 161L98 164L101 163V162H100V159L97 161L95 159ZM108 157H110V158H108ZM111 157L112 158L114 157L115 159H113L114 163L112 162L110 164V161L112 160ZM120 157H122V158H120ZM134 157H136V160L133 159ZM138 157H141L142 161H141V158H138ZM159 157H160V159L162 157V159L160 160ZM86 158L89 160L88 161L89 163L85 162V161H87ZM102 158H101V160H102ZM137 158L139 160V163L137 161ZM163 158H164V160H163ZM169 158H167V159H169ZM66 159H68L69 162L71 161L69 158H66ZM94 159L96 160V162H95ZM91 160H92V158H91ZM153 160H154V163L152 164L151 162H153ZM133 161L134 162L136 161L137 164L136 163L134 164ZM205 161H206V159H205ZM44 162L46 164H42ZM70 163H73V162H70ZM131 163H133V164H131ZM149 163H151V164L148 165ZM154 164L157 167V168L155 167L156 170L159 168L156 173H158V171H160V173H161V174L158 173L160 176L154 175V174H156L155 172L152 173L154 176H156V179H155V177L153 175L146 174V173H150L151 171H153L151 165H154ZM43 165L46 168L45 175L43 177L45 180H44L43 184H40L38 182L43 180V178L42 179L40 178V177H42L41 175H43V174H40L41 170L44 168ZM70 165L72 166V164H70ZM163 165H165V164H163ZM68 166H69V168H68ZM119 166L124 168V170H122L123 172L121 171ZM148 166L150 167V169L148 168V170L145 171V169ZM192 166H191V170L194 169V168H192ZM9 167L11 168L12 165H10ZM169 168L164 167L163 170L167 171V169L169 170ZM108 169H109V167L107 168V170ZM153 169H154V167H153ZM16 170H18V171L21 170V172L18 173V171H16ZM30 170H32V171H30ZM119 170L122 173H119L120 172ZM149 170H151V171L149 172ZM189 170H190V168H189ZM191 170L189 171V174L191 173ZM42 171L44 172V169ZM170 171H171V169H170ZM170 171L168 173H171ZM181 171H179V172H181ZM111 172L112 171L107 172V173L111 174ZM66 173L68 174V176L66 175ZM113 173L114 172H112V174ZM127 173L128 174L130 173V174L127 175ZM168 173L166 174L165 171H164L162 176H164V178H165V175H169ZM110 174H109V176L112 175V174L111 175ZM124 175L125 176H129V177H127L125 179ZM26 176L28 178L27 181L25 180ZM69 176H71V177L69 178ZM90 176H89V180H91ZM109 176H107V178ZM188 176L190 177L191 175H188ZM6 177H9L10 180L6 181L5 180ZM67 177L69 178V180L71 178L75 177V179L76 180L78 179L79 181L82 178V181H84V182L83 183H82V181H80V182H81L82 185H84V183H85V185L83 186L85 189L83 187L81 188L82 185H80L79 181H78L79 182V184H78V182L75 179H73V180L71 179L72 181L70 180V182L74 183V181H76L75 183L80 185V187L78 185H76V184H74V185L72 183L70 184V182H69V184L65 183L66 181L68 182V179L65 181V178H67ZM97 177H96V179H99ZM152 177H153V179H152ZM122 179H125V180L129 179L130 181L128 180L126 182L125 180L122 181ZM145 179H146V181H145ZM176 179H175V181H178ZM3 180L5 181L4 183H2ZM191 180L193 182H191ZM109 182H107V183H109ZM188 182H186V183H188ZM14 183H16V182H14ZM119 183H120V185H119ZM192 183H194V184L197 183L198 184V185L195 184V185H197V188H198V189L197 188H195V189H197L198 192L197 191L194 192V193L192 191H191L192 193L190 192L189 188L191 187V185L193 186ZM65 184H66V186L69 185V187H67V190H69L71 188L70 185L74 186L73 190L72 189L69 190V191H71V190L73 191V192L71 191L72 194L69 193L66 190V188L64 187ZM96 184H99V183H97V181H96ZM13 185L15 186L16 184H13ZM17 185H19V184H17ZM162 185H164V184H162ZM33 186L35 188L36 187L37 188L35 189ZM91 186H88V188L89 187L91 188ZM143 186H145V187L143 188ZM168 187H167V190H169V188H170V187L169 188ZM12 188H11V190L13 191L14 189H12ZM64 188H65L66 192L69 193V195L70 194L73 195V194H75V191L81 190V192L77 191L78 193L76 192V194L80 195V196H81V193H84V195L86 194L88 197L81 196V197L84 198V201H85V198L87 200L89 198L92 199V197L94 199H97V197L101 198V199L103 198L102 200L101 199H98V200L102 201V202L105 201L107 204L106 203L103 204L102 202H98V200L94 201V199H93V201H90V203H91V205H93L94 204L93 202H95V203H98L100 205L103 204L105 206L109 205V204H112V206L110 205V207L109 206H107V207L109 208V211L112 210V213L110 212V214H111L110 216H112V214H114L112 216V218L114 217V219H111V217L108 216L109 215L108 212L106 213V211H108L107 207H104V208H106V209H104L105 210L104 211L105 215H104V213H102V215H104L105 217H103L102 219L101 218L99 219L98 216H95V214L97 215V212H98L96 210V209H98V208H96L98 205L96 207H95V205H93L92 209H94V207H95V210L97 212L96 213L94 212V214L91 215V216H93V217L95 216V218L96 217L97 218L93 219V220H95V223H94V221H93V223H91V219L92 218L89 219L88 217L90 216V214H89L90 212L93 213V210L91 208H90L91 210L89 209V207H90L88 205L89 204V200H88V202L85 201V203H88V204H85V206H87V205L89 206L88 209H87V207L85 209V206L83 204L84 201L82 200L83 198L81 199L80 196H77V197H79L81 199V200H79V198L76 197L80 201V203H79L77 201V199L75 198L76 195L73 197L71 195L69 196L68 193H66L65 199L69 196L70 197L69 200L72 199V198L73 199L75 198L76 201L79 203V205H77L76 204L77 202L75 201V199L72 200V203H73V201H75L76 202L75 204L77 206V207H75V205L73 204V206L75 207V210H73V209L71 210L72 214L74 213L73 211H75V214H74L75 216H73L71 214H68L69 215L68 216L67 215L68 210L70 211L69 208L72 207V206H71V204H69L70 201H68L69 205L67 206V201L64 199V194H65ZM77 188H79V189H77ZM191 188L194 189V186L191 187ZM8 189H9V186H8ZM31 189H34V190L32 192H30L31 194H27V192H29V190H31ZM145 189H147V188H145ZM22 190H24V191H22ZM82 190L84 192H82ZM164 190H163V192H165ZM116 191L120 192V193H117ZM147 191H149V189H147ZM150 191H152V190H150ZM108 192H110V193H108ZM161 192L162 191L160 190V193ZM163 192H162V194H167V193H163ZM204 192H206L205 193L206 196H205V194H201V193H204ZM17 193H16V195H17ZM155 193L156 192L154 191V194ZM12 194H13V192H12ZM14 194H15V192H14ZM35 194H37V193H35ZM140 194H141V192H140ZM149 194H152V192L149 193ZM182 194H180V195H182ZM18 196H20V195H18ZM99 196H104V197H99ZM150 196H152V195H150ZM182 196H184V195H182ZM23 197H24V199H23ZM33 199H35V200H33ZM63 200H64V202H63ZM118 200H120V201H118ZM177 200H179V199H177ZM117 201H118V203H116ZM8 202H9V200H8ZM175 202H178V201H175ZM61 203L63 204V206L65 205L64 203H66V207L67 208L64 206L67 209L66 211L64 210L65 208L63 209V206L61 205ZM122 203H125L126 205L128 204V206L125 207V205L124 204L122 205ZM36 204H37V206H36ZM118 204H120L119 207H118ZM181 204L182 205L184 204L185 207H183ZM5 205L7 206L8 203L5 204ZM103 205L101 206L102 208L100 207L101 209H103ZM121 205L123 207H120ZM113 206L114 207H118V208H115L116 209V210L114 209L115 211L113 209L110 210V208H112ZM137 206L139 207V205H137ZM74 207H72V208H74ZM169 207H168V209H169ZM187 207L189 208V210H188ZM193 207H195V208L197 207L196 203H195V205ZM183 208H186V209L183 210ZM191 208H192V206H191ZM41 209H43V210L40 213ZM83 209H85V211L87 212V214H88L87 216L88 217L85 216L86 213H85V211L83 212ZM136 209H138V210H136ZM142 209H144V208H142ZM29 210H30V208H29ZM37 210L39 212H37ZM89 210H90V212L88 213ZM158 210L162 211V212L159 211L161 216L159 215V213H155ZM64 211L66 212V215H64L65 214ZM71 211H70V213H71ZM100 211L103 212L102 210H100ZM113 211H114V213H113ZM150 211L153 214H155V215L153 216ZM187 211L185 213H187ZM192 211H194V209ZM149 212L151 213V215H150ZM19 213H22V215L23 214H27L29 216L27 217V215H26V217H24V218L22 216V218L24 219V220L22 219L23 220L22 221L19 218L21 216V214L18 216ZM84 213H85V215H84ZM106 214H107V216H106ZM145 214L146 215L149 214L150 216H147L145 218V216H146ZM162 214H164V215L162 216ZM100 215L101 214H99V217H102ZM156 215H158L159 217H155ZM187 216H188V218H187ZM106 217H107V219H105ZM141 217H144L145 219H147L148 222H147V220L142 219ZM25 218H26V221H27V218H28L29 221L31 220L30 225L29 224L26 225V223L24 222ZM14 219L16 221L15 224L12 223ZM73 219H75V222H74ZM97 219L98 220H102V222H103V219H104V221L108 222V223L105 222L106 224L104 222L103 223L101 222L102 224H104V226L102 224H100V221L98 222L100 226L97 224V226L101 227L102 229L103 228L105 229V231H104V229L102 231L103 234L101 232H99V231H101L99 229H97L96 231H98V232H96L94 230V229H96V227L94 226L95 227L94 228L92 226V224L96 225V223H97L96 220ZM174 219H175V221H174ZM89 220H90V222H89ZM136 220L133 219L134 222ZM177 220H178V222H177ZM184 220H186V222ZM70 221L71 222L73 221L72 223H74V224H72ZM151 222L154 223V221H151ZM160 222L159 223L155 222V223L160 225ZM27 223H28V221H27ZM153 223L151 224V226H153V227L156 226L157 229L155 227L150 229V228H148L149 227L148 225H147L148 226L147 228L149 229V231L155 229L157 234L161 232V235L160 236L156 235L155 240L153 242L152 239H154V236H152L150 234L151 231L147 232L146 230H148V229L146 228L145 232H147L149 234V235H147V234L146 235L147 236H152V237H150V238L149 237L148 238L147 237H143L145 239L147 238L146 241L150 239L149 241H151L152 245L149 244L150 243L149 241H147V242H149V243H147L145 241V239L144 240L142 239V241H139L136 245L132 244V242L134 240L136 241L138 238L135 239V238H132V236H131V238L129 237V235H132V234H130L131 228H130L129 231L128 230L127 231L129 232L128 237L130 238V241H132V239H133L132 242L128 241L129 238L126 237L127 240L125 239V241H124L125 246L122 244L123 241L121 240L122 241L121 244L123 245L122 246L121 244H119L121 241L119 243H117L120 239L119 238H114L115 240L119 239V240H116L117 242L115 241V243L118 244V247H120V245H121L122 247L126 248V250H124L122 247L120 249L121 252H124L123 256H126V257H127V255L130 256V254L132 252H136V251L138 253H133V254H136V256L137 255L138 256L139 255L142 256V253H144L145 251L148 252L147 255L145 256V254H144V256L148 257L150 262L147 261L148 258H146V261H145L144 257L143 258H141V257L138 258L137 257V259L135 258V260H134V258H132V257H135V256H133L131 254L132 257L128 256L129 258H132L134 260V262H132L133 260L131 259V261H130L131 263L136 264L137 263L136 260L143 259V260H141V262L144 261V264H146V262H149L150 264H152V260H153V264H156L157 260H158L157 259V255L159 256L161 251H163V256L167 255L168 252L170 251V248H169L170 244L168 245L169 242L167 240L168 237H166V235H167V232L169 230H171V227H169V230H168V228H165V231H164L163 227H161L162 225L161 226H157L155 223H154L155 225H153ZM179 223H181L180 224L181 226H179ZM84 224L87 226L86 227L87 229L90 228L87 224H90L94 228V229L90 228V230H92L94 232V234L92 233V231L90 232L89 229L85 230L84 229V227H85ZM28 225H29V227H28ZM108 225H110V223ZM159 227L165 232L166 235H164V234L162 235V233H164V232H162V230H158ZM176 227H177V229H176ZM184 227H186V226H184ZM181 228H182V230L180 232ZM141 230L142 229L138 230L136 233L140 234ZM177 230H179V231H177ZM120 231L122 233L120 232L119 235L117 234L118 237L123 234L124 229L120 230ZM172 231H170L171 234L172 235L173 234L176 235V233H172ZM182 231H183V234H182ZM95 232L102 234V237L104 235V237L103 238L100 237V239H99V235H96ZM124 232L126 234V231H124ZM156 232L153 230L154 234L153 233L152 234L155 235ZM136 233H135V235H136ZM195 233L197 235H195ZM146 235L144 234V236H146ZM96 236H98V237L96 238ZM125 236H127V235H125ZM125 236H121L120 238H123ZM161 236L162 237H166V239L165 238L160 239ZM141 238H142V236H141ZM141 238H139L138 240H141ZM94 239L95 240L98 239V240L97 241H92ZM105 239H106V237H105ZM156 240H160L161 242L159 241V246L157 245L155 247L154 245H156V244H154V243H156L155 242ZM194 241H195V243H194ZM188 242H190V243H188ZM144 243L145 244L147 243L146 245H147V248H149V251L146 250L147 248H146V245ZM111 244H113V246L115 245V247L113 248V246H111ZM111 244H110L111 247L108 246L107 249L110 248L109 251H113L115 249L116 253L114 252V254L116 256H117V254L119 255V253L117 252L118 247L116 249V244H114L113 241H112ZM57 245H59V246H57ZM97 245L95 243V246H93V247L96 248ZM103 245H105V244H103ZM132 245H133V248L131 247ZM175 245H177V246H175ZM134 246H135V248H137V250H134ZM149 246H153L154 249L152 247H149ZM127 247H131L132 250H134V251H132L131 249L128 250L129 248H127ZM144 247L146 248L145 251H144ZM95 248H90L91 250H88V251L93 252V249H95ZM101 248H102V246H101ZM112 248H113V250H112ZM151 248L153 250H150ZM168 248H169V250H168ZM172 248H171V250H172ZM59 249H60V251H59ZM166 249L168 250L167 253L164 252V251H166ZM180 249H179V251H180ZM127 250L128 251H132V252L127 253L128 252ZM98 251L99 250H97L96 252H98ZM104 251H106V250L104 249L102 253L106 257V255H107V253L109 251H106L105 253H104ZM118 251H119V249H118ZM125 251H127L126 255H125ZM150 251H151V253H150ZM179 251H178V253H179ZM90 252H88V254H90ZM96 252L94 251V253H96ZM175 252H177V251H175ZM100 253L98 255H101L102 259L107 260L109 258L108 257L107 259H105L104 256L102 255V253L101 254ZM112 253L113 252H109V255L112 254ZM120 254H122V253H120ZM152 254H155V256L152 255ZM180 254L178 256L181 257ZM85 255L87 257V254H85ZM91 255H92V253H91ZM109 255H107V256H109ZM173 255H175V254H173ZM188 255L191 257V259H190V257ZM119 256H121V255H119ZM152 256L155 257V258H152ZM169 256L167 258H169ZM93 257H94V255H93ZM93 257L91 256V258H93ZM180 257H179V259H180ZM188 257H189L190 260H188ZM98 258H99V256L97 257V259ZM112 258L111 259L109 258L111 260V262H113L115 260V259H112ZM115 258H118V256L115 257ZM120 258H123V257L122 256L119 257L118 258L119 261L116 264L120 263V261H121ZM159 258H160V256H159ZM164 258H166V256H164L163 259ZM84 259H85V257L83 258V262H82L81 259H79V260H81L80 262L82 264L85 263ZM87 259H89V258L87 257ZM155 259H157V260H155ZM161 259H162V257L158 260V264L160 263ZM163 259H162V261H165ZM110 260H109V263H107V264H111ZM125 260H124V264H125ZM180 260L182 261V259H180ZM94 261H95V259H94ZM94 261H93L92 264H95ZM126 261H127L126 264H130L129 260H126ZM100 262H101V260H100ZM141 262L138 261V263H141ZM166 262H167V260H166ZM81 263H79V264H81ZM101 263H105L106 264L105 261L101 262ZM101 263H98V264H101ZM173 264H174V262H173Z\"/></svg>",
  "mask_w": 264,
  "mask_h": 264
},
{
  "label": "rangeland",
  "instance_id": "2",
  "mask_svg": "<svg viewBox=\"0 0 264 264\" xmlns=\"http://www.w3.org/2000/svg\"><path fill=\"white\" fill-rule=\"evenodd\" d=\"M131 1H132V0H131ZM131 1L128 3V5H131V4H130V3H132ZM142 1H143L145 4H144V6H142L141 8H139V6H140V5H139V0H138V1H137V0L135 1V0H134V3H133V4H135L136 2H138V3H136V5L138 4V6H136V7H138L139 9H142V8H145V9H146L145 6H147V5L150 6V7L147 6L148 9H146V12L148 11V13H146V14H147L146 17H145V16L143 17V20L146 18L147 21L144 20L145 23H144L143 21H142L143 23H139V25L141 24L142 26H141V25H140V26L137 25V26H135V27H134V26H132V27L129 26V27H131V28L134 27L136 30H135V29L132 30L131 28H130V29H127L128 27H127V28H126V27L124 28V31H125L124 33H123V31L121 30V33H120V34H122V36H121V38L119 39V41H121V42L118 41V46H119L120 48L117 47V46H112V47H113V50H114V47H115V50L117 49L118 52H119L120 50H124V49H125V50H124V53H123V52H121L122 54L119 53L118 59H115L116 62L113 61V62H114V65H111V66H110L111 69H112V67H114V66L117 68L118 71L113 70V71H116V72H115L116 74L113 73V77H112V76H111V77L109 76V75H112V74H108L107 76L110 77L109 81H110V80L112 81L111 78H113V80H114V78H116V77H118V78H121V77H122V78H121L122 81H120L118 78H116V79H118L119 82L122 83V85H123V79H124V83L127 82V83L129 84V85H128V84L125 83V86L128 85V88H130V87H132V86L134 87V84L132 85V83H134L135 80H136V83H137V81H141L140 78H137V76L140 75V74H141V76H144L145 74L148 73V74L145 76L146 78H144V80L146 79V81H147L148 75L150 74L149 71L151 70V74H153V73H152V69H153V71L155 72V73L153 74V76L155 77L156 72L159 70V69H157V68H158L157 66L159 65L158 62H160V66H159V68L162 67V69H163V71H164L163 74L165 73V74H167V76H168L169 74H171L173 77H174V75H175V78H174V79H173V77H171L173 81L170 80V78H169L171 75L168 76V79L166 80L167 83H165L166 81H165V78H164V77H163L162 79L160 78L161 82H160V80H159V81H156V86H155L154 88H153V85L155 84V83H154L155 81L152 83V84H153L152 87H151V85H149L150 88L148 87V90L151 89V90H149V91L147 90V87H146V86H148L147 83L151 80L150 77L148 78L149 80H148V82L146 83L147 85H143V86H142L141 84H136V83H135V87H136V85H138V86L140 87V88L138 87V92L136 91L138 95H140V94H139L140 92L143 93V91H145V94H146L147 92H148V94L151 93V94L153 95V98H154L155 95H159L160 92H162V91H160V90H158V89H161V90L164 89L163 92H165V90H167V88H168V87L166 88V84H168L167 86H171V85L174 86V85H173V82L175 83V82H176L175 79H176L178 76L181 75V74H180V75L176 76V73L173 74L174 72H173V73H168V71L172 70L173 68L175 69V67H177V65H178L177 63H178V62L182 61V59L179 58L180 60H178L177 62H174V61H176V60L178 59V57H180V56L182 55V54H181L182 51H183V54H185V53H184V50H182V49L180 50V49H179V48L181 47V44H183L185 41L183 40L184 42L182 43V42H180V40H177V35L181 34V33H182V32H181L182 30L179 31V30L181 29V28H180V25H181V24L178 26L179 23H177V22L175 23V21H174V19L176 18V16L179 15V14H176V13H179V12L183 13L184 11H185V12H189L190 14H189V13H185V14H186V19H187V16L192 17V18H190V19H189V17H188V19H187L188 22L191 20L190 22L195 23V20H193V16H191V11H190L189 9H187L185 6H184V8L187 9V11L183 9V5H182L181 0H157V1H156V0H149V1H147V3H146V0H142ZM150 1H152L151 3H154V4H155V1H156V4H157V5L155 4L156 7L154 6V4H149ZM153 1H154V2H153ZM196 1H201V3L205 2L204 0H203V1H202V0H196ZM133 4H132V6H134ZM140 4H141V3H140ZM152 7H153V8H152ZM138 8H136L135 10H132V11H130V10H126V11L124 12V14L127 12V15H130V13H131L132 15H134V13H135V15H136V12H135V11H136ZM145 9H144V10H145ZM149 10H150V11H149ZM183 10H184V11H183ZM128 11H130V12L128 13ZM205 11H207V9H206ZM26 12H27L26 28H25L26 31H25V34H24L23 40H24L25 42H26V40H27L28 42H36L39 38H40V39L42 38V40H43V37H44L43 35H44V33H45V32H48V30H50V29H49L50 27H48V26H47V27L44 26V23H41V20H40L38 17L35 16L34 8H32V7L30 6V1H28L27 7H26ZM132 12H133V13H132ZM261 12H262V11H261ZM152 13H153V14H152ZM181 13H180V14H181ZM203 13H204V14H207L208 11H207V13H206V12H203ZM185 14H182V16H185ZM187 14H189V15H187ZM208 14H209V13H208ZM154 15H156V16H154ZM175 15H176V16H175ZM200 15L202 16V14H199V16H200ZM174 16H175V17H174ZM180 16H181V15H180ZM207 16H208V15H207ZM147 17H148V18H147ZM150 17H152L154 20H153L152 18H151L152 20H150V19H149ZM154 17H155V18H154ZM159 17H160V18H159ZM181 19L185 20V17H184V18L181 17ZM77 20H79V18H78ZM148 20H150V21H148ZM151 21H154V22H151ZM193 21H194V22H193ZM148 22H149V23H148ZM155 22H157V24H156ZM147 23H148L149 26L151 25L150 23H153V25H152V26H153L152 32H153L154 35H155L156 33H157V34H158V33L160 34V33H162V32H164V33L166 34L165 30H164V31L162 30V26H165V25L168 26V28L165 27L166 30L168 29V33H169V31L172 32L171 35L174 34L175 32H178V31L181 32V33H178L176 36H175V34L172 35L173 37H174V36L176 37L177 43L179 42V44L175 43L176 40L174 41V44H172V43H173L172 41H173L174 39L172 40L173 37L171 38V37H170L171 35L169 36L168 33H167L166 35H165L164 33L162 34V35H165V39H166V40L164 41L165 43H163V44H167L166 41H169V42H170V41L172 40V41H171L172 43H168V44H172V45H175V46H176V44H177V45H180L179 48H178V49H179V52H181V53L179 54L180 56H178V53H179V52H178V53L175 52V51H176L175 48H176L177 46H176V47L174 46V49H175V50H172V49H173V46H172V45H165V47H166L167 50H168V48H170V49L168 50V52H169V53H168V52H166L165 49L163 50V48H165V47H163V46H162L163 44H161L160 46H162V48L160 47V49H162L163 52H160V53L157 52V53H159L158 55L160 56V54H161V53L164 54V52H166L167 54L165 53V56L162 54V55H161L162 57L160 56L158 61H157L158 58L154 59L155 61H157L156 63L153 62L154 60L152 61L153 56H154L153 53H152L153 56L150 55V57H151L152 59L149 58V60H147L148 58L145 57L146 55L144 56V57L146 58L147 62L144 60L146 63H144V62H143L144 64L141 63V64H143V66H144L145 64H148L149 61H151V62H149V64H148V65H149V68H150V66H152L151 64L154 63L153 66H152V69L147 68L149 71H148L147 69H146V70L143 69L146 65H145L144 67L142 66V69H141L139 63H140V60H143V59H140V57L143 56V55L146 53L145 51H146L147 49H148V50H147V54H148V55H149L148 51L150 50L151 52L154 51V52H155V56H156V54H157L156 51H158L159 49L156 48V49H157V50H156V49H154V47L151 48V44H153V43L150 42L151 44L149 45V43L147 42V43H148V44H147L146 41L148 40V38H147L146 40H144L145 42L143 41V42H144L145 44H147V45H144V44L141 43L142 40H143V38H145V35H146V34H147L146 37H148V36L151 35V33H150V30H151V29H150V28H151L152 26L148 27V25H146ZM161 23H162V24H161ZM143 24H144L145 26H144ZM154 24H155V25H154ZM176 24H177V25H176ZM157 25H158V26H157ZM138 26L140 27V29H137V28H136V27H138ZM143 26H144V27H143ZM154 26H157V28L154 27ZM177 26H178V27H177ZM139 27H138V28H139ZM23 28H24V27H23ZM147 28H149V29H147ZM192 28H193L194 31L196 30V28H194V27H192ZM163 29H164V28H163ZM127 30L130 32V34H131V31L133 32V31L135 30L134 34H135V38H136V39H134V36H133V33H132V36H133L134 41H133L132 37L130 36V34H125V33H127V32H126ZM161 30H162V31H161ZM176 30H178V31H176ZM191 30H192V29H191ZM129 32H128V33H129ZM147 32H149L150 34H148ZM173 32H174V33H173ZM197 32H198V30H197ZM153 34L151 35V37L154 36ZM194 34H195V35H194V38H195L196 35L199 36V35L196 34V33H194ZM200 34H201V33H200ZM124 35H128L129 37L125 36V38H123ZM156 36H160V35H155L154 37H156ZM197 36H196V37H197ZM126 37H127V38H126ZM166 37H167V38L169 37L171 40H170L169 38H168V40H167ZM179 37H180V36H179ZM122 38H123V39H122ZM157 38H160V37H157ZM161 38H162V36H161ZM256 38L258 39V37H255V39H256ZM127 39H128L129 42H131V39H132V41H133V44H131L132 42H131V43H127V46H128V47L126 46V43H125V42H127ZM199 39H200V38H199ZM199 39L197 38V40H196V39H194V40H196V42H198V44L200 45V43L202 44V41H204V40L200 39L201 42H199ZM136 40H138V41L140 40V41H141V42L139 41V43L137 42V45H138L139 48L137 47V45L133 46V47H137V48H138V51H140V47L142 48V49H141L142 51H140V52L138 53V54L140 55V57H139V55H137V53H135V51H136L137 49H134V48L132 47V45H134V43L136 42ZM122 41H123L124 43H123ZM196 42H195V43H196ZM119 43H120V45H121V43H123L125 48L123 47V44L120 46ZM128 44H130V45H128ZM135 44H136V43H135ZM156 44H157V43H156ZM196 44H197V43H196ZM198 44H197V45H198ZM148 45H149L150 47H149ZM183 45H184V44H183ZM203 45H204V43H203ZM203 45H202V46L200 45L201 47H200V46H196V47H194V48L200 47L201 50L198 49V50L196 51L195 49H194V50L191 49L192 54H193V51H194V54H196V52H198V51H201V52L203 53V52H204V49L202 48ZM129 46H130V48H129ZM152 46H154V45H152ZM155 46L158 47L159 45H155ZM168 46H170V47H168ZM112 47L110 46L109 49H108V51L110 50V51L112 52V51H113V50H112ZM122 47H123L124 49H123ZM148 47L151 48L152 50L149 49ZM204 47H205V49L208 48V47L205 46V45H204ZM110 48H111V49H110ZM132 48H133V49H132ZM171 48H172V49H171ZM209 48H210V46H209ZM209 48H208V49H209ZM212 48H213V47H211L209 50L207 49V50H205V51H207V53H208V52L211 51V50L213 51V49H215L216 47L213 48V49H212ZM126 49H127V50H126ZM144 49H146V50L144 51ZM189 49H190V48H189ZM189 49H188V50H189ZM202 49H203V51H202ZM115 50H114V51H115ZM117 50H116V52H117ZM188 50H187V51H188ZM143 51H144V54L142 53V55H141L140 53L143 52ZM160 51H161V50H160ZM170 51H172V52L174 51V52H175V53L173 54L174 56L171 54L172 52H170ZM187 51L185 50L186 53H188V54L191 53V52H187ZM201 52H198L199 54H197L199 57H198V56L196 57L195 55H194V57L197 58V59H196V60H197V63L199 62V59H200V57H201L202 61H203V59H204V61H203L202 63L204 64V62H205V64H206L207 62L205 61V59L207 60V57H208L210 54L207 55V53H206V54L204 53V54H205V57H206V58H205L204 55H202ZM214 52H216V50H215ZM214 52H212V53H214ZM248 52H249V51H246V54H248ZM200 53H201V56H200ZM209 53H210V52H209ZM250 53H251V52H250ZM134 54H136V55H134ZM150 54H151V53H150ZM169 54H171V55H169ZM176 54H177V55H176ZM192 54H191V55H192ZM158 55H157V57H158ZM167 55H168V56H173V58H175V59H173L174 61L171 59L172 57H169V58L172 60V62H174V63H176V64H174V63H172V62H169V63H170V64H169L168 61H167V60L169 59ZM175 55L178 56V57H176ZM191 55H188V56L193 58V56H191ZM249 55L251 56V54H249ZM249 55H247V58H248V57L250 58ZM121 56L124 58V60H123V59L121 60V58H122ZM155 56H154V58H155ZM166 56H167V60H166V61H163V60H165ZM202 56H203V57H202ZM211 56H212V54L210 55V57H211ZM214 56H215V54L213 55V57H214ZM243 56H244V55H243ZM163 57H164V58H163ZM189 57H184L183 60H186L185 62H188V61L193 60L192 58L190 59ZM251 57H252V62H253V61H254L253 59H255V56H251ZM114 58H116V57H114ZM119 58H120V60H121L120 62H119ZM160 58H161V59L163 58V60H160ZM185 58H186V59H185ZM198 58H199V59H198ZM211 58H212V57H211ZM211 58L208 59V60H210V61H208V62H211ZM214 58H216V57H214ZM214 58H212V59H214ZM221 58H223V56H222ZM249 58H248V59H249ZM138 59H140L139 62H138ZM170 59H169V61H170ZM189 59H190V60H189ZM201 59H200V60H201ZM223 59H225V58H223ZM223 59H222V60H223ZM226 59H227V58H226ZM248 59L245 58L244 61H247V62H248ZM187 60H188V61H187ZM196 60L194 59V60H193L194 63L192 62L194 65H197V63L195 64V61H196ZM256 60H258V59H256ZM91 61H92V60H91ZM91 61H90V62H91ZM161 61L166 62L165 66H167V68H171L173 65H175V67L171 68L170 70L168 69V71H167V73H166V69H167V68L165 69V66L163 67V65H161V64H164L163 62L161 63ZM214 61H215V59H214ZM250 61H251V60H250ZM250 61H249V65L246 64L247 67H249V66L252 64ZM90 62H89V63H90ZM137 62H138V63H137ZM141 62H142V61H141ZM212 62H213V60H212ZM134 63H135V66H136L137 64L139 65V66L137 67V68H139V69L136 68L137 71L140 70L138 73L142 72L143 70H144L146 73H145L144 71H143L142 73L138 74V75H136V74H137V73H136V74H134L136 77H133V80H132L133 73H132V76H131L130 71L132 72L131 68L134 70V68H133V67H134ZM136 63H137V64H136ZM150 63H151V64H150ZM157 63H158V65H157ZM192 63H191V64H192ZM243 63H244V62H243ZM111 64H113V63H111ZM155 64H156V68L154 67ZM171 64H173V65L169 67L168 65H171ZM256 64H257V61H256ZM199 65H202V64H201V61H200ZM199 65H198V66H199ZM253 65H254V64H253ZM253 65H252V66H253ZM120 66H121V67H120ZM122 66H123V67H122ZM124 66H127V68L124 67ZM252 66H250V70H251L252 68L255 69V67H254L255 65H254L253 67H252ZM118 67H119L120 69H118ZM129 67H130V69H128ZM153 67H154V68H153ZM196 67H197V66H195V67L192 66V67H189V68H188V69H189V72L192 71V72H190L189 76L192 75V74L194 75V72H195L194 70L196 69ZM199 67H200V66H199ZM201 67H202V66H201ZM251 67H252V68H251ZM256 67H257V65H256ZM116 68H113V69H116ZM124 68L128 69L127 72L129 71V73H130V74H129V77L131 76L130 79H129V77H128V74H127V75H124V73L126 74L127 72H122V71H125ZM191 68H192V69L194 68V70H192ZM121 69H124V70H121ZM154 69H155V70L157 69V70L155 71ZM164 69H165V70H164ZM174 69H173V71H174ZM119 70L123 73V75L125 76V78L128 77L129 80H132V81H134V82L131 83V82L128 81L127 79L125 80V78H123L124 76L122 75V73L117 74V72H119ZM160 70H161V68H160ZM160 70H159V71H160ZM247 70H249V68H248ZM137 71L135 70V72H137ZM147 71H148V72H147ZM159 71H158V73H157L158 75H160V74H159V73H160ZM161 71H162V70H161ZM193 71H194V72H193ZM200 71H202V70H199L198 73H199ZM133 72H134V71H133ZM78 73H79V74H78ZM111 73H112V71H111ZM143 73H144V75H142ZM195 73H196L195 75L198 77L199 75H197V74H198L197 71H196ZM201 73H202V72H201ZM201 73H199V74H201ZM76 74H78L79 76H77ZM80 74H81V75H80ZM120 74H121L122 76H121ZM157 74H156V75H157ZM161 74H162V73H161ZM165 74H164V75H165ZM86 75H87V78H86ZM119 75H120L121 77H119ZM193 75H192V77L194 78L195 75H194V76H193ZM260 75H261V73H260ZM260 75L258 74L259 77L257 76V78H253V81H254V80H258V79L260 78L259 80H262V81L264 82V79H263L264 77H262V76H264V73H262L261 76H260ZM51 76L53 77V75H51ZM75 76H76V77H75ZM114 76H116V77H114ZM151 76H152V75H151ZM160 76H161V75H160ZM160 76H158V77H160ZM167 76L165 75L166 78H167ZM196 76H195V78L193 79L194 82H196V81L198 82V79L196 78ZM78 77H79V78H78ZM100 77H102V76H100ZM139 77H140V76H139ZM154 77H152V80L156 79V78H154ZM158 77H157V79H158ZM161 77H162V76H161ZM180 77H181V76H180ZM192 77H190V78H192ZM199 77H200V76H199ZM201 77H202V75H201ZM201 77H200V80L202 79ZM261 77H262V79H261ZM134 78H135V80H134ZM136 78H137L138 80H137ZM104 79L107 80V84H111V85H113V86L110 87L109 89L112 90V88H113L114 85H115V86L118 87V89H119V93H120V94L123 93L122 91H120V90H122L121 85L118 84V85L121 87V88H119V86L116 84V82H118V80L115 79L116 82L114 81V82H112V83H111V82L108 83V79H107V77H105ZM141 79L143 80V77H141ZM157 79H156V80H157ZM163 79H164L163 82L165 83V84H164L165 87H164V88H163V87L161 88L160 83L162 84V80H163ZM195 79H197V80L195 81ZM67 80H68V81L65 80L66 82H63V83H65V84L62 83V85H63V90H65V89H67V88H71V90L73 91L74 88L72 89V87H74V86L77 85V87L82 88V86H83L84 89H80V88H78V90L75 91V93L77 94V92L79 93L80 90H83V91H81V92L78 94L79 97H77V99L79 98L80 100H83L82 102H84V101H90L91 96H93V95H90V94L88 93L90 90H91V92H92V90L95 91V95H94V97H92L91 99H93V98H99V99H100V97H102V96L96 97V96L98 95V94H96V92H98V93L100 94V92L97 90V88H98L97 86H98V83L101 82V80H102V81H106V80H103V78L100 79V78H97V77H95V78H93V79H92V78H91V79H88V73H87V70H86V65L84 66V68L82 67L81 71L75 73L74 78L71 77V78H69V79H67ZM144 80H143V81H144ZM178 80H179V79H178ZM190 80H192V79H190ZM193 80H192V81H193ZM200 80H199V81H200ZM259 80H258V81H255V82H257V83L259 84ZM146 81H144V82H146ZM169 81H172V83L169 82ZM253 81L251 82L252 84H253ZM262 81H260L261 84L263 83ZM129 82H130L131 84H130ZM144 82L141 81L142 84H145ZM150 82H151V81H150ZM255 82H254L253 85H251V83H250L249 85H247V80H246V83H244V85H243V87H242L241 95H239L240 98H239V97L236 98V99H238V101H236V102H239V104L237 105V107H234V106H236L237 103H236V102H232V106H233L234 103H236V104H234V106H233L234 109H233V107L231 106V103H230V106H231V107L226 106V104L228 103V101H227L225 98H224L225 101H224V99H222V101H221L219 97H217L219 100H218V99L216 100L215 98H216V95H217V94H216V95H213V94H215V93L212 92L213 90H212V91L210 90V93H209V91H208L209 89H207V86H208L209 84H206L205 82H204V88H203V90H202V89H199V88H198V89L194 88L195 90L193 89V92H194L195 94H194V93H193V94H191V93H190V94H187V93H186V95H184V94H185V93H184V90H183V92L180 90V89H181L180 87H181L182 85L178 84V83H182V81H180V82L178 81L177 83H175V84L180 85V87H178V85H177V87H176V85H175V86H174L175 88L171 87V88H173V89H172L173 92L171 91V92H172L171 94H170V89L167 90V91H169V92L167 93V95H166V92H167V91H166L165 93L162 92V93L160 94L161 96H162V94H163L164 96L166 95L167 97H166V96H165V97H166L167 99L169 98V97H168V94L170 95V97H171L172 99H173V97L175 96V94L177 95V97H179L180 95H181V96H185V97L187 96V99L189 98L188 100H190L191 102H189L187 99H186V100L184 99V100L181 101L182 98H181V96L179 97V98H181L179 101H181V102H183V103H184L185 101L187 102V104L185 103L186 106H184L183 103L179 102V101H178L179 98H177L176 96H175L176 98L173 99L174 101H173L171 98H169V99H171V100L169 101V103H168L169 106H170V107H169L170 109H169V108L167 109L166 107H164V109H163V107H162L163 102H164V99H165L164 96H163V97H161L160 95H159V97H158V96H155L154 99L157 100V101H155L151 96H149L148 94H146V95H148V96L150 97L149 100H147V102H146V101H144V102L142 101L144 98H145V100H146V97H145L146 95H143L144 97L141 96V99L143 98L142 100L139 99L138 96H136V98H138L137 101L139 100V101H138L139 103H140L141 101H142V104L145 103V104H143V105H146V104H148V103H149V104H150V103H154V102H150L152 99H153L156 103L158 102V99H161V100L163 99V100H162L163 102L159 100L160 103L162 102V103L160 104V106H159L160 108L162 107V110H161V109H158V110H161V111L164 110V111H163V113H164L163 117L166 115L167 112H169V111H171L172 109L175 108V106H174L175 104H173V103H175V99H177V101H178L180 104H183V105H182L183 108H182L181 105L176 104V108H175V110L177 109V107H178V109H179V107H181L180 109H181L182 111L184 110V113H181V114L186 115V114H185V111H186V109H187V106L189 105V107L191 106V108H192L193 111L190 110V108L188 107V109L190 110V111H188V112H190L191 114L187 112V115H186V119H187V120H186V119L184 120V122L186 121V123L182 122L183 120H180V118L184 119L185 116L182 117L183 115H182V116L180 115L181 117H180V116H179L180 118L178 117L179 120H180V121H179L178 118H177L176 116L174 117L173 114L169 115L170 113H167V115H169L170 117L166 116L165 118H163V120L160 119L161 121H159V123L156 124V122H158L159 118H162V115H161V113H160V111H159V114L161 115V117H160V116L158 115V110H157V113L155 112L156 114H152V117H151V113H152L154 110H150V108L152 109V108L155 106V104H152V105H154V106L151 105V107H149L148 110L151 111V112H149L150 114L147 112L148 110L146 111V108H145V107L148 108V105H147V106H139V107H140V108H139V111H140V109H142V107H144V108H145V111L149 114L150 118L154 119V118H153L154 116H156V115L159 116L158 119H156L158 116L155 118V119L157 120V121L154 120L155 122L152 121V119H151V121H152V122L150 121V122L152 123V124H151L150 122L147 121V120H150V118H149L148 116H147V118H146V116H145V114H146V115H148V114H147L146 112H145V114L142 113V112H144V111H142V110H144V108H143V109L141 110L140 113H142L143 116H145L144 119H145V120L147 119V120H146V122H142V123L139 122V121H138V122H139V125H140V126H141V124L146 123L147 127H145V126L142 125V126L144 127V128H142V126H141V128L143 129V131H146V129L148 128L147 131H149L150 133H151V131H154V133H151V134H153V135H154V134L156 133V131H157L158 134H157V133H156V134L158 135L159 138H158L157 136H156V137H157V139L159 140V142H161L162 144H166V143H167V145H171V144H172L170 147H171V149H174V150H170V151H173V152H172V153H173V155H172L173 158H172V157H170V158H169V157H165L166 160H164V158H163V160H164V163H163L162 160H161L162 157H161V159H160V157H159V159L161 160V164H160V165L158 164V165L160 166V168L162 167V169H159V168H158V169H159V170H162L163 173H164V171H165V173L167 174V173L170 171V169H171V171H170L171 173H168L169 175H165V178H164V176H162V175H163V173H162V175H161L162 177H161V176L158 174V173H160V171H158V173H156L157 170H158V169H157V170L155 169V167H156L155 164H156V163H155L154 165H151L153 171L149 170V172H150V171H151V172H150V173H146V174L153 175L152 173L155 172L156 174H154V175H158V176H160L161 178H160V177H157V179H156V176H154V175H153V176H154L155 179H156V180L154 179L155 181L151 180V178H150L151 176L148 178V180H149V181L151 180V181L149 182V184L146 185V187L143 186V188L145 187V188L149 189V191H147V189H145V188H144V190H143V189H142V190H139L140 188H142V184H143V183L140 182V183H141V187H140V185H139L140 183H137V188H138L139 191H137L138 194L135 193V192H133V193H132L133 195H130V196H131V199L134 198V199L131 201V203H130V197L127 195V192H128V190H129V193H130V190H131L132 188H135L136 183H134V182H135V181H138V180H135L136 177H135V178L133 177L134 180H135V181L133 180L134 182H132V179H133L132 177H131L132 179L130 178L131 181H130L129 179L125 180V179H126L127 177H129V176H125V175H124V176H125V179H122V181L125 180V181L127 182V181L129 180L130 182H127V184L125 185V187L128 185V187H126V188H128L127 191H126L125 188H124L125 190H123V191H125L124 193H126V195H125V194L123 195V192H121L122 195H120V194H119V195L121 196V199H122V200L125 198V196H126V198L129 197V198H128V199H129L128 202H127V201H124V200H123V202L128 203L129 206H131V204L133 203L132 206L134 205V207H137L139 210L136 209V210H138V211H136V212L134 211V212H135V216H134V214H133L134 212H132V211L134 210V209H133L134 207H133V208L131 207V208L133 209V210L131 209V210H132V211H131L130 208H129V206H128V204L126 205L125 203H122V205L124 204L125 207L128 206V208H127V207H126V208L124 207V208H125V209H124L125 211H124L123 209H120V208L117 209V210H119V212L116 211L117 213H116L115 215L112 214V216L114 215L115 217H116L117 214H118V218L116 217L117 219H115V221H112V220L109 219V220H110V222H109L110 225H108L109 223H108L107 221H104V219H103V222H104V223H105V222L108 223V224L105 223V224L108 226V229H107V228H106L107 226L105 225V226H106V227H105L106 230H109V228H110V230H109V231H106L107 233L104 234L105 237H106V239H105V237H104V235H103L104 239H103V240L101 239V242L99 241L100 243L98 242L100 245H99V244L97 245V242H95L96 245L98 246V247L96 246L97 249H96L95 247H93V246H95V243H94L93 245H90V246H92V247H90V248H95V249H93V252L88 251V250H91L90 248H87V250H85L86 252H84L85 254H87V257H88L90 260L87 259V257H86L85 254H84L85 256H84L83 254H81L80 256H81L82 258H79V257L77 258V259H78L77 261H78L79 263H81V262H80L81 260H82V262H83V258L85 257V259H84V260H85V261H84L85 263H83V264H92L93 261H94V259H95V261H94L95 264H96V263L98 264V263H101V262H104V261H105L106 264H107V263H109V260H110L113 256H114V257H113L112 259H115V260H114L115 262L113 261V262H114V263H113V262H111V260H110L111 264H116V263L119 261L118 258L121 257V256L123 257V258H120L122 262L120 261V263H118V264H124V260H125V259H126V260H129V263H130V264H133V263L130 262L131 259L134 258V260H135V258L137 259V257H138V258H139V257H141V258L144 257V259H145V261H146V258H148V257H145V256L147 255V253H148L147 251H145V249L147 248V245H146V244L150 242L149 244L152 245L151 241H149L150 239L147 240V241H149V242H147L146 239H147L148 237L150 238V237L154 236V239H152L153 242H154L156 235H158V236L161 235V232L157 234V232H156L155 229H153V230L156 232L155 235H153V234H154V233H153V230H150L151 232L149 231L148 228L151 229V228H154V227H155V228L157 229L156 226H154V227L151 226V224L153 223V222H151V221H154V223H155V222H156V223H159V222L162 220L161 222H162V223H165L166 219L164 218L165 221L163 222L164 219H163V218H162V219L159 218L160 221L158 220L159 222H157L155 219H158V218H154V220H151V221L148 222V220L145 219V218H146L147 216H150V215H151V213H152L151 211H150L151 213L149 212L150 215H149V214H148V215L145 214V215H146L145 218H144V217H141L142 219H145V220H147V222H148V224L145 225L146 228L149 226V227L147 228L148 230H146V231H147V232L149 231L150 234H151L152 236H147V235H149V234H148L147 232H145V229H146V228L143 227V228H144V229H143V228L141 227V225H140V227L137 228V230H136V232H137L138 230L142 229L141 232H140L141 235H140V234H137L136 232H133V231H135L136 227H138V226H136V225H139V224H138V220H136L135 218L138 219V218L140 217L139 215L142 214V212L144 213V210H145L146 208H149V207L151 206V202L153 201L152 199H154V202H156L155 200H157V198L159 199V196H160V195L163 197V198H161V199H162L161 202H163L164 199H165V201H166V200L168 199V198H167L168 196H169V199H170V195H171V200H170V201L168 200V201L171 202V203L169 204L168 202H165V201H164V204H163L164 206L167 204V205H166L167 208H166V206H165V208L167 209V211L174 207V206H173V207H169V205L173 204V202L176 203L175 205H178V206H180V203H182V202H183V203L186 202V203H188L189 205L192 206V208H191V206H189L190 209H192V210L194 209V211H195V209H196L197 211L199 210V206H198V203H197V202L199 201V200H198L199 198H200L201 201H202V199L204 198V195H200V193H199V195L201 196V197H200V196L198 195V193H197V194L195 193L196 195L199 196V198L196 197L195 194H193V196H195V198H193V199H192V198L190 199V198H188V197H187V200H185V199H180V198H178V197H181V198L183 197V198H184V197H185V194L187 195L188 192H187V193H184V191H183V194H182L181 191L184 190L185 188H183V189L180 191V189H179L180 187H178L177 190H178V193H179V192H180V193H179V194L177 193L179 196H177V198L174 199L175 196H176L175 194H176L177 191H176V192H173V191H172L173 193L170 194V193H171L170 191L172 190L171 187H173V186L175 185L174 182L176 183V185H177V184H178V185L181 184V181H180V179L182 178L181 175L184 174V173H183V174H181V173H182V171L185 172V169H184V168L190 166L189 164H191V166H192V165L194 166V165H195V162H196V164H201V163H202V161H200L199 163H197L198 160H203L202 158H201V159L199 158L200 156L198 157L199 152L202 151L204 148H206L209 144H211V143L214 141V139L217 138V136L219 137V134H222L223 131H225V129H227V128L231 125V121H232L234 118H236L238 115H240V114H242V113H244L243 116H246V114L249 113V109H250V108H248V107H250L252 104L254 105V101H255L256 99H258V96H259V95H262V94L264 93V91H263L264 88L262 89L261 84L259 85V86L261 87V89H262V93H261V94L259 93V92L261 91V89H260V87H258V84H257V87H258V88L255 89L256 91L253 90L254 88H256V87H255V86H256ZM70 83H71V84H70ZM87 83H89L91 87H89ZM102 83H106V82H102ZM157 83L159 84V87H157ZM192 83H193V82H192ZM248 83H249V81H248ZM67 84H68L69 87L66 86ZM69 84H70V85H69ZM73 84H75V85H73ZM92 84H93V85H92ZM95 84H97V85H95ZM149 84H151V83H149ZM169 84H171V85H169ZM263 84H264V83H263ZM57 85H58V84H57ZM62 85H58V87L61 86V88H60V87L58 88L59 90L62 89ZM94 85H95V87H97L96 89H95ZM111 85H110V86H111ZM183 85H184V84H183ZM202 85H203V84H202ZM205 85H207L206 88H205ZM250 85H251V87H254L252 90H251L249 87H247V86H250ZM254 85H255V86H254ZM54 86H55V84H53V81H51V82L49 83V86L43 90V92H42V100H41V107L39 108V110L36 108V109H35V110H36L35 113L31 112V114H29V113L27 112V109L29 108L30 103H29V105H26V104H25V106H24V108H25V110H26V112H25V114H24V117H23V126H24V130H25L26 123L29 124V122H30V124H33V127L40 129V131H41V132H40V140H41V143H42L43 147H49L50 145L53 144V143H51V142H50V143L46 142L47 140L50 139V137H51L52 134H53V128H54L53 126H59V127H61V129H60V134H59V135H61L62 132H63V134L65 135V137L68 136L69 139H72V143H73L74 140H75V139L73 138V136L76 138V135H77V134L74 135L75 132L78 133V136H77V137H79V132H78L77 130L75 131V129H78V127L76 126V128H75L74 125H79V124H80V123H79L80 119H82V121H83V119H84L85 122L83 121L82 124H84V125L86 124V125H85L84 127H83V126L80 127V128H81V129H80V130H81L80 134L82 133V134H81V136H82V135H83L82 128H83V129H84V128L86 129V126L89 128L88 125L90 124V122H89V124H88V121H89V118L91 117V116H89V115H94V116L92 117L93 119H94V117H95L96 115H98V118H99V114H100V116L102 115L101 117H105V115H107V113L110 111L109 108L112 107V105H110V104H111V103L113 104V102H114V101L111 102V101H112V97H111V96H113V98H115L116 95L119 96V94L117 93V92H118V91H117V90H118L117 87H116L117 90H115V88L112 90V91H115V92L117 91V92H116L117 94L113 93V92L110 90V91L112 92V93L110 92V95H111V94H112V95H111V96H110V95H109V96L107 95V96H108V98L110 97L111 99H107V98H105V100H106V101H107V100H111V101H110L111 103H109V101H108V104H109V105H108V104H107V105L110 106V107L108 108V110H106V111H108V112H106L105 115H104V112H105V111H104L103 113H102V112H101V113L98 112L99 114L95 113V111H96L98 108H101V107H99L100 104L97 105V103H94V102H93L94 99L91 100L92 102H91V101H90V102H87V104H89V105H90L91 103H94V104H95V105H94L95 107H92L93 110H92V108H90V106H92V104H91L90 106H88V105L85 106L86 103L84 102L83 105L80 106V105H81V102H80V105H79V104H78L79 101H78V102H77V105L80 106V108H79V106H78V108H79V109H83V110H79L78 108H76V107H77L76 105H75V106L73 105V104H75V103H71L72 101L70 102V101L68 100V101H69V104H68V101H66V100L64 99V97H62V98L66 101V103L64 102V104H62V103H63V102H62L61 104L57 105L58 107H56V109H57V108H59V109H57L58 111H56L55 108L53 107L54 100L56 99V97H55V96H56L55 91H54V93H53V90H55ZM64 86H65V89H64ZM70 86H72V87H70ZM85 86H87V87H85ZM92 86H93V87H92ZM141 86L144 87V88L142 89ZM162 86H163V84H162ZM209 86H210V85H209ZM262 86H263V85H262ZM104 87H105V88L107 87V89H108L109 86H106V85L104 84ZM126 87H127V86H126ZM133 87L131 88V89H132V92H131V91H129L128 88L125 89V87L123 86V89H125L126 92H127L126 95H123V94H122V95H123V98L126 97V99H127L128 101L131 99L130 102H132V100L135 99V97H133L134 99H132V98L128 99V98L130 97V95L132 96V95L135 93V91H133V90H134ZM263 87H264V86H263ZM75 88H76V87H75ZM93 88H94L95 90H94ZM145 88H146V90H144ZM152 88H153V89H152ZM178 88H180V89H178ZM182 88H183V87H182ZM208 88H209V87H208ZM247 88H248L249 92H247V91H248ZM76 89H77V88H76ZM76 89H75V90H76ZM85 89H86V91H88V90H89V91L86 92ZM139 89H142V90L139 91ZM177 89H178V90H177ZM204 89H205V90H204ZM206 89H207L209 95H210L211 92H212L213 99L211 98L212 95H210V96L208 95V98H210V103H214V105L212 104L213 106H210V103H209L208 100H207L208 98H207V95H206V93H207V92H206ZM258 89H259V90H258ZM63 90H61V91H63ZM69 90H70V89H69ZM127 90L129 91V93L131 92V93H133V94L130 93V95H128L129 93H128ZM155 90H156V91L158 90V92H157L158 94L155 93V92H156ZM174 90H175V92H176V90H177V91H180V92H179V93H180L179 96H178V94H177L178 92L174 94ZM196 90H197L198 93H200V91L202 90L201 92H202L203 94H201V93H200V94H201L202 96L205 97V99H203L204 97H202L203 100L200 99L199 101L197 100L198 98H196V101L198 102V105L200 106L199 102L202 103V101H203V103H202L201 105H203L204 102L207 100L208 103L205 102V104L207 103V104L210 106V107L207 106V107L205 108L204 106H206V105H204V106H202L203 109L201 110V108H200V111H198V112H196V111L199 109V106H198L197 104H196L195 106H192V105L195 104L196 102H195L194 99H191V98L194 97V95H196V96L198 95V94L196 93ZM199 90H200V91H199ZM250 90H251L252 92H250ZM257 90H258L259 92H258ZM123 91H124V90H123ZM146 91H147V92H146ZM151 91H153L154 93L151 92ZM203 91H205V93H204ZM214 91H215V90H214ZM59 92H60V91H59ZM73 92H74V91H73ZM91 92H90V93H91ZM121 92H122V93H121ZM126 92L124 91V93H126ZM181 92H182V93H181ZM256 92L259 93V94H257V95H258L257 97H256V96H253L254 94H252V93H256ZM92 93H93V92H92ZM183 93H184V94H183ZM208 93H207V94H208ZM249 93H250L251 95H250ZM86 94H88V97H86ZM107 94H108V93H107ZM113 94H115V95H113ZM143 94H144V93H143ZM172 94H173V96H171ZM182 94H183V95H182ZM200 94L198 95V97L201 98ZM247 94H248V95H247ZM127 95H128V98H127ZM135 95H136V94H135ZM135 95H133V96H135ZM141 95H142V94H141ZM189 95H190V96L193 95V96H192V97H188ZM205 95H206V96H205ZM249 95H250V96H249ZM107 96H106V94H105V96H103L102 98L104 99V97H107ZM196 96H195V97H196ZM214 96H215V97H214ZM251 96H252V97H251ZM195 97H194V98H195ZM253 97H256V99L253 98ZM259 97H260V96H259ZM62 98H61V99H62ZM86 98H87V100H85ZM121 98H122V97H118L117 99L115 98V102L117 103L118 100H120V101L122 100V101H123V98H122V99H121ZM151 98H152V99H151ZM157 98H158V99H157ZM183 98H184V97H183ZM251 98H253V99H251ZM260 98H261V97H260ZM20 99H21V97L17 96V102H19ZM79 99H78V100H79ZM103 99H102V102L104 101L103 104H104V103H107V102H106L105 100H103ZM147 99H148V98H147ZM169 99H168V100H169ZM211 99H212V100L215 99L218 103H217L216 101H215L216 103H215V102H211V101H212ZM254 99H255V100H254ZM64 100H63V101H64ZM127 100H126V101H127ZM153 100H152V101H153ZM168 100L165 99V101H166V106H168V105H167ZM253 100H254V101H253ZM259 100H260V99H258V100L255 101V102H256L255 105H257V102H258ZM94 101H96V99H95ZM120 101H118V102L120 103ZM124 101H125V100H124ZM126 101H125V102H126ZM128 101H127V102H128ZM137 101H134V102H137ZM148 101H149V102H148ZM177 101H176V103H177ZM192 101H193V104H190V103H192ZM223 101H224V103L226 102L225 105H224ZM96 102H98V103L101 102V99H100V101L97 100ZM115 102H114V103H115ZM125 102H121L122 104H124V106L122 105L123 109H125V107L129 108L128 105L130 104V102H128V105H127V102H126V105H125ZM134 102H132V103H134ZM138 102L135 103V104H133V105H135V106H133L132 103H131V106H132V107H131V106H130V107H131L132 110L130 109V114H129L128 112H126V110H122V109H121V113H120V111H118L117 114H120V115L122 114V117H121V116L118 117V115L115 116L116 113H115V111H112V108H111V112H112V113L109 112V113L111 114V116H112V117L110 116L111 119H114L115 122H117V123L120 124L121 119H119V118L121 117V118L123 119V121H125V117H123V116H124L123 114H125L124 112H126V113H128V114L130 115V116H129V115L127 114V116H126L130 121H131V120L133 121V119H134V121H135L136 119H137V120H139V119H140V120H141V119L143 120V118H142V117H143L142 114L139 113L138 116H137V113H136V111H137L138 109H135V108H136V107L138 108V105H137V104H139ZM171 102H173V103H172L173 106H171V105H172V104H170ZM194 102H195V103H194ZM219 102H220V103H219ZM119 103H118V105H119ZM164 103H165V102H164ZM188 103H189V104H188ZM221 103H222V104H221ZM251 103H252V104H251ZM140 104H141V103H140ZM140 104H139V105H140ZM142 104H141V105H142ZM157 104L159 105V103H157ZM219 104H221V106H222V105H223V106L221 107ZM250 104H251V105H250ZM62 105H63V107H62ZM107 105L104 104L105 107L102 108V111H103V109L105 110V108L107 107ZM118 105H117V104H116V105L113 104V107H114V106H117V107H118ZM136 105H137V106H136ZM158 105H157V106H158ZM177 105H178V106H177ZM228 105H229V103H228ZM255 105H254V106H255ZM66 106H67V107H66ZM84 106L87 107V109H85ZM100 106H101V105H100ZM102 106H103V105H102ZM119 106L121 107V104H120ZM163 106H164V105H163ZM197 106H198V108H197ZM224 106H225L227 109L230 108V110H231V108H232L234 111L232 110L231 112H228V111H230V110H228V111H227L228 113H227V112L225 111V110H227V109H226ZM60 107H61V110H60ZM72 107H74V109H72ZM88 107H89V108H88ZM122 107H121V108H122ZM171 107H173V108H171ZM193 107H195L196 110H195ZM200 107H201V106H200ZM208 107H209V108H208ZM218 107H219V108H218ZM220 107H221V108H220ZM251 107L253 108V106H251ZM255 107H256V106H255ZM62 108H63V110H62ZM75 108H76L77 110H76ZM115 108H116V107H115ZM133 108H134V110H135V113L132 112V111H134ZM154 108H156V106H155ZM185 108H186V109H185ZM222 108H224V109H222ZM247 108H248V109H247ZM88 109H89V110H88ZM94 109H95V110H94ZM156 109H157V108H156ZM165 109H166V112H165ZM178 109H177V110H178ZM237 109H238V111H236ZM254 109H255V108H254ZM90 110L93 111L92 114H91L92 111H91V112H88V111H90ZM127 110H128V109H127ZM168 110H169V111H168ZM175 110H173V111H175ZM181 110H178L177 113L179 114V112H181ZM194 110H195V111H194ZM247 110H248V111H247ZM97 111H99V109H98ZM100 111H101V110H100ZM122 111H124V112L122 113ZM155 111H156V110H155ZM173 111H172L171 113H174ZM224 111H225V113H224ZM244 111H246V112H248V113H245ZM252 111H253V110H252ZM252 111H250V112H252ZM116 112H117V111H116ZM195 112H196V113H195ZM212 112H214V113H212ZM109 113H108V115H109ZM113 113H114L115 118L118 117V118H116L117 121L115 120L114 116L112 115ZM132 113H133L134 116L132 115ZM175 113H176V111H175ZM175 113H174V115H175ZM192 113H194L195 116L192 115ZM95 114H96V115H95ZM135 114H136V116H135ZM188 114H189L190 116L192 115L193 118H192V116H191V118H190V116L187 118ZM211 114H214V115H215V114H217V115L219 114V115H218L219 118H220V116H221V119L218 118V119H219L218 121L215 119L216 123L213 122V123L215 124L214 127H212V125H213V124H212V120H208V122L206 123V125L208 124L207 126H209V124H210V122H211V126H210V127H212V129H210V127H207V126H205V125L202 123V122L204 121V120H202V119H206V120H207V117L210 116ZM103 115H104V116H103ZM125 115H126V114H125ZM131 115H132V116H131ZM139 115H140L141 118H139ZM214 115H211V116H214ZM217 115H216V117H218ZM249 115H250V113H249ZM55 116H57V120L55 119ZM128 116H129V117H128ZM107 117H109V116H106V118H107ZM131 117H132V119H131ZM135 117H136V118H135ZM233 117H234V118H233ZM249 117H250V116H249ZM249 117H248V115H247V116L245 117V119H246V118L248 119ZM127 118H126V122H124V124H122V123H123V121H122V123H121L122 126H121V125H118V127H119V126L121 127L120 129H119V128H116V130H120V133L117 132V133H118V134H117L118 136L115 134V133H116L115 130H114L115 133H112V130H113V129L110 128V127H108V128L111 129V131H110V132H111V136H112V134L115 136V137L112 136V137L115 138V139H114V138H112V137L110 138V136H109V135H110V132H109V130H108V128H107V125H108V126H109V125H111V126L113 125V123L111 124L112 120H111L110 118H109L110 120L107 118L108 121H109L110 123H109V122H108V123H105V124H107V125L105 126L104 124H102V120H103V119H104L105 122L107 121L105 118L97 119V117H95V119L98 120V123L100 122L99 120L102 119L101 122H100L101 124L98 125V123H96L97 126H100V125L103 126V127L105 126V127H104L105 129H104V130H106V128H107V131L109 132V134H108L107 132L105 133V132L103 131L105 134H107V136H108V137H107V136H105V134L100 133V132L103 130V129H101V128H103V127H101V128H97V130L100 129V130H99V131H100L99 133L102 134V135H104L103 138L105 139V137H106L105 140H107V139L109 138V142H108V140H107V144H108V146L106 145L107 147H112V145H111V143H110L112 140L114 141V144H115V142H116L115 140L120 141V140H119V135H121V133H122L121 130H122L123 125H125V126H126V125H129V127L127 126V128L132 129V128H134V127L131 126L130 124H132V125L134 124V125H135V128H136V131H137V129H138L137 126H136V125L138 124V123H137V120L135 121V123H132V122L129 121V124H128V123H127V121H128ZM148 118H149V119H148ZM214 118H215V117H214ZM232 118H233V119H232ZM77 119H79V121H76ZM95 119H94V121H95ZM188 119H189V120H188ZM190 119H191V120H190ZM208 119H209V118H208ZM91 120H92V119H91ZM145 120H143V121H145ZM177 120H178L179 122H177ZM250 120H251V118H250ZM250 120H249V121H250ZM71 121H72V122H71ZM73 121H75L76 123H79V124H75V122H73ZM92 121H93V120H92ZM119 121H120V122H119ZM201 121H202V122H201ZM209 121H210V122H209ZM95 122H96V121H95ZM95 122H91V123H93V125H92V124H90V125H91V127L94 126L93 129L96 130V126L94 125ZM115 122H114V123H115ZM147 122H148L149 124H147ZM153 122H154L156 125H155V124L153 125ZM246 122H247V120L245 121V123H246ZM72 123H74V125H73ZM126 123H127V124H126ZM136 123H137V124H136ZM140 123H141V124H140ZM245 123H244V125H245ZM251 123H253V122H248V123H246V124H248V125L250 126V125H252ZM82 124H80V126H81ZM229 124H230V125H229ZM71 125L74 126V127H71ZM144 125H145V124H144ZM228 125H229V126H228ZM125 126L123 127V129H125ZM130 126H131L132 128H131ZM227 126H228V127H227ZM246 126H247V125H246ZM249 126H247V127H249ZM91 127H90V128H91ZM112 127L114 128L115 126L113 125ZM116 127H117V125H116ZM203 127H204V128H203ZM205 127H206V128H205ZM226 127H227V128H226ZM62 128H63L64 131L62 130ZM74 128H75V129H74ZM90 128H89V129H90ZM127 128H126V129H127ZM135 128H134V129H135ZM202 128H203V129H202ZM85 129H84V131H85ZM89 129H86L87 132L85 131V132L88 133L89 135H90V133H89L90 130H92V131H90L91 133H94V132H95V130H93V129H90V130H89ZM114 129H115V128H114ZM142 129H140V131H141ZM144 129H145V130H144ZM205 129H208V130H205ZM246 129H247V128H246ZM55 130H56V129H55ZM80 130H79V131H80ZM97 130H96V132H97ZM74 131H75V132H74ZM93 131H94V132H93ZM122 131H124V130H122ZM138 131H139V129H138ZM147 131H146V132H147ZM85 132H84V134H86ZM99 133L97 132V135H98ZM88 134H86V135L88 136ZM64 135H61V136H64ZM93 135H94V134H91V136H89V137H93ZM95 135H96V133H95ZM95 135H94V136H95ZM243 135H244V133H242V137H243ZM83 136H84V135H83ZM87 136H85V137H87ZM116 136H117V137H116ZM71 137H72V138H71ZM89 137H88V139H89L90 141H91V140L93 141V139H92V138L90 139ZM98 137H100V135H99ZM120 137H121V136H120ZM101 138H102V137H100V140H102L101 142H103L104 139H101ZM79 139H80V138H79ZM79 139L77 138L76 140L79 141ZM94 139H95V138H94ZM96 139L98 140V138H96ZM100 140L97 141L98 144L103 145V144H101ZM51 141H52V140H51ZM90 141H89V142H90ZM92 141H91V142H92ZM113 141H112V142H113ZM118 141H117L116 143H118ZM105 142H106V141H105ZM103 143H104V142H103ZM109 143H110V144H109ZM74 144H75V146H76V147H75L76 150L78 149V150H80V152H82V151L84 152L85 149H84V145H83L82 143H80V142H79V143H75V142H74ZM109 145H111V146H109ZM155 145H156V144H155ZM104 146H105V143H104ZM98 147H99V146H98ZM100 147H101V148H100L101 150H99L98 152L101 151V153H102L103 146H100ZM170 147H169V148H170ZM75 148H74V149H75ZM82 148H83L84 150H83ZM74 149H73V151H74L73 154H76V151H75ZM81 149H82V150H81ZM78 150H77V152H79ZM86 151H88V149H86ZM86 151H85V152H86ZM103 151H104V150H103ZM183 152H184V153H183ZM49 154H50V153H49ZM49 154H48V155H49ZM202 154H203V152H202ZM196 155H197V156H196ZM75 156H76V155H75ZM75 156H74V157H64V159H62V161H63V160L66 161V160H67V161H66L67 163H66L65 161H63V162H64V164L66 163V165L68 164V165L70 166V169H71V170H70V169L67 170V171L70 172V173L68 172L69 175H71V173H72L71 171H72V169H73V165H74V163H75L74 161L76 160V162H77V161L79 160V161L77 162V164H80V160H81V159H80V158L77 159V157H75ZM142 156H143V155H142ZM142 156H141V157H142ZM141 157H138V158H141ZM204 157H205L206 161H205V159H204V162L202 163V165L204 164L205 167L207 168V166H210V164L208 165V163H210V161H212L213 159L209 158L207 155H206V156L204 155ZM204 157H203V158H204ZM25 158H26L27 160H26ZM41 158H44V159H42V160L45 161V162L47 163L48 158H50V157H41ZM45 158L47 159V161H46ZM66 158H69V159L71 160L70 162H73V163H70L69 160L66 159ZM72 158H73V159H72ZM75 158H76V159H75ZM87 158H88V157H87ZM87 158H86L87 161H85V162H88L89 160L93 162V158H94V157H89V158H88L89 160H88ZM91 158H92V160H91ZM101 158H102V157H101ZM101 158L98 157V160L100 159V162H101V163H99V164H98L99 161L97 160V157H95V159H96L98 162H96V160L94 159L95 162L97 163V165H99V166L102 165V164L104 165V163H106L105 161H106V159H107V157L102 158L103 161H104V159H105V161L103 162V161L101 160ZM108 158H110V157H108ZM111 158H112V157H111ZM117 158H118V157H117ZM117 158H116V159H117ZM120 158H122V157H120ZM124 158H126V160H125V161L123 160L122 162H126L127 160L130 159V157H128V158H127V157H124ZM124 158H123V159H124ZM138 158H137V161H138V163H139ZM142 158H144L143 161H144V160L147 161V160L150 159V157H149V158L146 157V158H147V159H146L145 156L142 157ZM142 158H141V161H142ZM152 158H153V157H151L150 160H152ZM156 158H157V157H156ZM167 158H169L170 160L167 159ZM198 158H199V159H198ZM4 159L6 160L7 164H9L8 166H5L4 168L7 170L8 173H9V172L12 173V168L15 167L16 169H19V167H20V169H21L22 167H24V166L26 165V163H27V161H28L29 159H34V158H32V157H4ZM74 159H75V160H74ZM113 159H115V158L113 157L112 160L110 159V160H111V161H110V164H111L112 162L114 163V161H115L116 164H117V161H118V162L121 161V159H119L120 161H119L118 159H117V161H116V159L113 161ZM133 159L136 160V157H134ZM210 159H211V160H210ZM42 160H41V161H42ZM25 161H26V162H25ZM146 161H144V162H146ZM207 161H208V162H207ZM214 161H215V160H214ZM214 161H213V162H214ZM45 162L42 163V164H46ZM92 162H91V163H92ZM102 162H103V163H102ZM122 162H120L119 165L121 164V166H122ZM133 162H134V161H133ZM159 162H160V161H159ZM206 162H207V163H206ZM24 163H25V164H24ZM88 163H89V162H88ZM107 163H108V165H109V160H108V159H107ZM115 163L112 164V166L115 165ZM135 163H136V161L134 162V164H135ZM151 163L153 164V163H154V160H153V162H151ZM151 163H149L148 165H150ZM162 163L165 164V165H163ZM205 163H206V164H205ZM14 164H15V165H14ZM70 164H72V166H71ZM75 164H76V163H75ZM92 164H93V167H94L95 163L93 162ZM131 164H133V163H131ZM136 164H137V163H136ZM211 164H212V163H211ZM10 165H12L11 168L9 167ZM81 165H82V164H80V166H81ZM89 165H90V164H89ZM89 165H88V166H89ZM103 165H102V166H103ZM105 165L107 166V164H105ZM117 165H118V164H117ZM156 165H157V164H156ZM162 165H163L164 167H166V168H169V167H170L169 170H168V169H167V171H166V170H163L164 167H163ZM204 165H203V166H204ZM43 166H44V165H43ZM69 166H68V168H69ZM74 166H75V165H74ZM76 166H77V168H76V169L74 168V169H75V170H79V169H78L79 166H78V165H76ZM90 166H91V165H90ZM106 166H105V167L103 166L104 168L102 167L104 170H103L101 167L98 168V166H97V168H96V172L98 171V169L101 168V169H102V171H101L102 174L100 173V171H98V174H99V175L101 174L102 177H103V174L105 173V172H104L105 170H106L107 172H110V171L114 172V173H113L114 175L112 174V172H111L112 175H111L110 173H107V172H106L107 175H106V177H105V179H104V178L101 177V175L99 176L95 171H94V172L96 173V177L98 176L97 178L101 177V178L103 179V180H102V181H103L102 183H103V184L105 183V185H106V187H107V186L111 185L110 182H109V181H111V180H112L113 182L115 181L114 184H116V181L118 182V178H119V177L121 178V176H123V173H122L123 171H122V170H124V168H122V167L119 166L120 169H121V171H122V172H121V171L119 170V171H120L119 173H122V175H121V174H118L119 177H118L116 180H113V179H115V178L117 177V174H115V173H116V171H117V173H118V169H119V168H117V170H116L115 167H114L115 169H112V168H113L112 166H108L109 169L107 170L108 167H106ZM115 166H116V165H115ZM159 166H158V167H159ZM185 166H186V167H185ZM191 166L188 167V169H186V172H185V173H187L188 175H191V176L189 177L188 175L186 176V174H184L185 177H188V178H189V179L185 178V179H186V182H188V180L190 181V179H191V178H192V177H193L198 171H199V174L202 173L203 175H204V173L206 172V168H205V167H204L205 172H204V170H202L203 172H200V170L203 169V166H202V168L200 167V168H201L200 170H198L197 168H194L193 166H192V168H194V169L191 170ZM195 166H196V165H195ZM198 166H200V165H197L196 167H198ZM91 167H92V166H91ZM95 167H96V165H95ZM95 167H94V168H95ZM110 167H112V168H110ZM153 167H154L155 170L153 169ZM89 168H90V167H89ZM89 168H88L87 170H89L88 172L90 173V172L92 171V170H90V169H93V168H90V169H89ZM148 168L150 169V167L148 166V167L145 169V171H147ZM156 168H157V167H156ZM189 168H190V170H191V173H190V174H189V171H190ZM43 169H44V172L42 171ZM43 169H42L41 172H40V174H43V175H41L42 177H40L41 179H42V178L44 177V175H45V171H46L45 166H44ZM74 169H73V173H74V171H75ZM81 169H83V168H81ZM81 169H80V170H81ZM84 169H85V168H84ZM84 169L81 170V171L84 172L85 174H88V173H86L87 170L84 171ZM101 169H100V170H101ZM110 169H111V170H110ZM195 169H196L197 171H196ZM218 169H219V168H218ZM80 170H79V171H80ZM94 170H95V169H94ZM181 170H182V171H181ZM188 170H189V171H188ZM16 171H18V170H16ZM30 171H32V170H30ZM79 171H78L77 173H76V171H75V176H76V174H78V176H76V178H77V177L79 178V176L83 177V175H84V176H87V175H85L84 173H82L81 171H80V172H79ZM179 171H181V172H179ZM187 171H188V172H187ZM20 172H21V170L18 171V173H20ZM42 172H43V173H42ZM94 172H93V173L91 172V173L93 174V175L91 174L92 176H90V175L88 174V175L91 177V180H89V176H87V178L85 177V179H87V180H85V181H87V182H85V183H87V184L85 185V183H84L85 186L82 185L81 182H80V181H82V178H81L80 181H79L78 179L76 180L75 177H74V178H71V179H72V180L75 179L77 182L79 181V182H80V185H82L81 188H82L83 186L86 187L87 190H88V191L86 190V192H87L88 195H89V193L91 192V191H89V190H92V188H93V187L91 186V185H92L91 183H93L94 181H95V183H93V184H94L93 186L95 187V185H96V188H97L98 190L101 189L102 187H104V186L102 185L101 181H100V182L98 181V180H101V178L96 179V177H93L94 174H95ZM143 172H144V171H143ZM192 172H195V174L193 173V176H192ZM218 172H219V171H218ZM81 173H82V174H81ZM130 173H131V172H130ZM130 173H129V174H130ZM80 174H81V175H80ZM109 174H110L111 176H109ZM129 174L127 173V175H129ZM160 174H161V173H160ZM199 174H196V175L198 176V177H197V180H196V177H195L196 175L194 176L196 181H198V178L200 177ZM205 174H206V173H205ZM66 175L68 176L67 173H66ZM104 175H105V174H104ZM115 175H116V177H114ZM107 176H109V177L107 178ZM112 176H113V177H112ZM180 176H181V178H179ZM201 176H202V175H201ZM206 176H207V175H206ZM70 177H71V176H69V178H70ZM72 177H73V176H72ZM92 177L95 178L94 181H92ZM194 177L192 178L193 181H194ZM204 177H205V175H204ZM18 178H20L21 183H22V181L24 180V177H23V179H21L22 177L18 176L16 179H18ZM69 178H68V177L65 178V181L68 179V182L66 181L65 183H68V184H69V182H70V180H71V179L69 180ZM109 178H110V179L113 178V179H111V180L108 181ZM122 178H123V177H122ZM176 178H177V179H176ZM152 179H153V177H152ZM175 179L178 180V181H175ZM182 179L184 180V178H182ZM182 179H181V180H182ZM5 180L8 181V180H10V179H9V177H6ZM18 180H19V179H18ZM18 180H14V182H16V183L13 182V184H16L15 186H14L13 184H12L13 186L9 184V185H8V186H9V189H8V186H5V187H4V188H6V189L3 190V193H2V194L4 195V197H2V199H0V221H2L3 217H7L6 220H9L10 218H12V219H13V218H16V220H17V215H16V214H17L18 212H22V206H23V205L25 206V203H26L27 201H28L27 204L29 203V204H28V207H26V206L24 207V206H23L26 210L23 208L24 210H23L22 213H25V211H27V210H28V211H27L26 213H28L29 211L31 212V209H32L33 212L29 214V215H31V217H30L29 215H27V214H23V215H22V213H19L18 216L21 214V216L19 217L21 220H22L24 217H26V215H27V217L29 216V217H28L29 219L31 218V220H34L35 216L37 217V215H36L37 213L35 214V212H36V211H35L36 208L39 207L38 209H40L41 206H42L41 208H43V204H42L43 201H40V199L38 200L37 198H40V197L42 198V196L44 195V194H43L44 190H41V189H42V188H43V189L45 188V187H42V186H44L43 183H44V180H45V179L43 178V180H41L40 182H38V183H40V184H43L42 186H40V185H36L37 183L35 184L36 186H38V188H39V186H40V188L42 187L41 189H40V188L38 189V188L36 187L37 190H39V191H37V192L34 191V193L31 194L30 192H32V191L34 190V189H31V190H29V192H27V194H31V196L33 195V197H31V199L34 198V197L37 195L36 198H35V199L37 200V201H35L36 203H37L38 201L41 202V203L39 202L41 205L39 204L40 206H39V205L37 206V204H36L37 207L35 208V207H34V206H35V205H34L35 202L31 200L32 202H34L32 205H33V208H35V210L29 206V205H31L32 202H31L30 200H28L29 198L27 199V197H29V195H26L25 192H24V196H25L26 198L24 199V197H23V199L25 200V201H24L25 203L22 202L23 192L20 193V192H21V189H20V187H21L20 184H21V183L19 182L20 180H19V181H18ZM25 180H26V181L28 180L27 176H26ZM72 180H71V181H72ZM88 180H89V181H88ZM105 180H106V181H105ZM120 180H121V179H120ZM120 180H119V181H120ZM148 180H147V181H148ZM192 180H191V182H193ZM76 181H74V183L70 182V184L72 183V184L74 185V184H76V183H75ZM96 181H97V183H99V184H96ZM122 181H121V182H122ZM145 181H146V179H145ZM145 181H144V182H145ZM147 181H146L144 184H146ZM152 181H153V182H152ZM172 181H174V182H172ZM179 181H180V182H179ZM196 181H194V182H196ZM4 182H5V181L3 180L2 183H4ZM79 182H78V184H79ZM83 182H84V181H82V183H83ZM107 182H109V183H107ZM126 182H125V183H126ZM131 182H132L135 186L133 185L134 187H131V189H129L130 186H131V184H132ZM138 182H139V181H138ZM162 182H163V183H162ZM164 182H165V183H164ZM171 182H172V183H171ZM182 182H183V181H182ZM186 182H185V184H189V182H188V183H186ZM111 183H112V182H111ZM128 183H129V184H128ZM130 183H131V184H130ZM169 183L174 184V185H167V187L169 186L170 188L168 187L169 190H167V187H166V188H165L166 191H167V192H166V191L164 190V187L166 186V184H169ZM179 183H180V184H179ZM17 184H19V185H17ZM68 184H67V185H68ZM78 184H76V185H78ZM112 184H113V183H112ZM144 184H143V185H144ZM162 184H164V185H162ZM192 184H193V186H194V189L191 188V187H193V186L191 185V187L189 188V190H190V192L192 191V192L194 193V192H196L197 189H198V188H197V185H198V184H197V183H195V184H197V185H195L194 183H192ZM80 185H78V186L80 187ZM87 185H88V186H91V188L89 187V188H90V189H89ZM97 185H102V186H101V188H100V186H98V187H99V188H98ZM117 185H118V184H116V187H117ZM119 185H120V183H119ZM122 185H123V183H122ZM122 185H120V186L122 187ZM129 185H130V186H129ZM161 185H162V186H161ZM176 185H175V186H176ZM17 186H18V187H17ZM78 186H77V187H78ZM112 186H113V185H112ZM112 186L107 187V190H108V188H110V189H109L110 192L112 191L111 193L108 192V193H110V194H112V193H113V189L116 188L115 186H113V187H112ZM120 186H118L119 188H118V187L116 188V189H118V191H119V190L122 191V189H123V188L120 189ZM175 186H174V187H175ZM195 186H196V187H195ZM12 187H13V188H12ZM33 187H34V186H33ZM64 187H65L66 190H67V187H69V185L66 186V184H65ZM70 187H71L70 189H72V190L74 189V186L70 185ZM72 187H73V188H72ZM84 187H83V188H84ZM106 187H104V189H105ZM111 187H112L113 189H111ZM139 187H140V188H139ZM11 188L14 189V190L12 191ZM34 188H35V187H34ZM36 188H35V189H36ZM65 188H64V190H65ZM81 188H80V189H81ZM96 188H93V190H92V191H93V194H94L93 196L96 197L97 194H98V195H101V194H103V191H104V193H106V189L104 190V189L102 188V190H99V193L102 191L101 194H99L98 191L96 190ZM137 188H135V189H137ZM150 188H151V189H150ZM195 188H197V189H195ZM70 189H69V190H70ZM77 189H79V188H77ZM84 189H85V188H84ZM116 189H115V190H116ZM191 189H192V190H191ZM5 190H6V191H5ZM10 190L13 192V194H12V192H11ZM66 190H65V194H64V199H65L66 193L69 192V193L72 194V192H73L72 190H71L72 192L69 191V190H67L68 192H66ZM95 190L97 191V192H96L97 194H95ZM150 190H152V191H150ZM160 190H161L162 192H163V190H164L165 192H163V193H167V194H162V192L160 193ZM173 190H174V189H173ZM193 190H194V191H193ZM9 191H10V192H9ZM22 191H24V190H22ZM40 191H43V192H41V193H42V196H41V194H39L40 196L38 195V193H40ZM74 191H75V190H74ZM77 191H78V190H77ZM77 191H75V194H73V195L70 194V195L73 196V197L76 195L75 198H76L77 196H80V195H77V194H76ZM79 191L81 192V190H79ZM79 191H78V192H79ZM132 191H133V189L131 190V192H132ZM134 191H135V190H134ZM154 191L156 192V193H155L156 195L154 194ZM168 191H169V192H168ZM174 191H175V190H174ZM14 192H15V194H14ZM17 192H18V193H17ZM78 192H77V193H78ZM82 192H84V191L82 190ZM116 192H117V191H116ZM116 192H115V193H116ZM140 192H141V194H140ZM143 192H144V193H143ZM151 192H152V194H149V193H151ZM192 192H191V193H192ZM197 192H198V191H197ZM16 193H17V195H16ZM35 193H37V194H35ZM69 193H68V195H69ZM117 193H120V192H117ZM159 193H160V194H159ZM205 193H206V192L201 193V194H205ZM8 194H9V195H8ZM91 194H92V192H91ZM110 194H109V195H110ZM130 194H131V193H130ZM169 194H170V195H169ZM173 194H174V195H173ZM180 194H182V195H184V196H182V195H180ZM10 195H11V196H10ZM18 195H20V196H18ZM70 195H69V196H70ZM103 195L105 196L106 194H103ZM109 195H106V197H105V199H104L105 201L107 200V198H108L107 196H109ZM117 195H118V194H117ZM117 195H115L114 193L112 194V196H115L114 198H116ZM150 195H152V196H150ZM157 195H158V196H157ZM164 195H165V196H164ZM166 195H168V196H166ZM172 195L174 196V198H173ZM190 195H191V194H190ZM8 196H9V197H8ZM69 196L67 197L68 199L66 198L65 200L67 201V206H68L69 204H71L72 207H74L73 204L75 205V207H77L76 204L79 205V203H80L79 200H81V199L83 198V197H81V196H86V197H88L86 194L84 195V193H81V196H80L81 199H80L79 197H77V198H79V200L76 198L77 201H78L79 203L76 201L75 198H74V199H75V201H76L77 203H76L75 201H73V203H72V200H74V199L71 197L72 199L69 200V198H70ZM89 196H90V195H89ZM91 196H92V195H91ZM104 196H99V197H104ZM120 196H117V199H119ZM122 196H123L124 198H122ZM154 196H155V197H154ZM161 196H160V197H161ZM188 196H189V193H188ZM205 196H206V194H205ZM17 197H18V198H17ZM19 197H20V198H19ZM118 197H119V198H118ZM149 197H151V199H150ZM156 197H157V198H156ZM190 197H191V196H190ZM12 198H13V199H12ZM110 198H111V199H110L111 201H110L109 198H108L107 203H108V201H110V202L113 204V203L115 202V200H114V201L112 200L113 197H111V195H110ZM114 198H113V199H114ZM126 198H125V200H127ZM148 198H149L150 200H152V201H150V200L148 201ZM155 198H156V199H155ZM197 198H198V199H197ZM14 199H15V200H14ZM35 199H33V200H35ZM90 199H91V198L88 199V200H89V204H88V203H85V201L88 202V200H87L86 198H85V201H84V198L82 199V200L84 201V202H83L84 206H85V204H88V205L90 206V207H89L88 205L85 206V209H86V207H87V209H88V207H89V209H90V208L92 209V208H93V205H95V207L98 205L96 208L99 209V210L96 209V210L98 211V212H97V211L95 210V207H94V209H92V210H93V213L90 212V210H91V209H90V210L88 211V213L90 212V213H89L90 216L93 215L94 212H95V213L97 212V215L95 214V216H98L99 219H100V218L102 219L103 217H105V216H104V215H105V212H104L105 210H104V209H106V208H104V207H107V206L110 207V205L112 206V204H109V205H106V206H105V205H103V204L106 203V202H105L104 200H103L104 202L99 201L98 199H101V198H98V197H97V199H94L93 197H92L91 200H90ZM93 199H94V201H97V200H98V202H102L103 204H102V203H101V204L103 205V209H101V208H102V207H101L102 205H100V204H98V203L93 202L94 204L91 205L90 201H93ZM102 199H103V198H102ZM102 199H101V200H102ZM121 199H120V200H121ZM172 199H173V200H172ZM177 199H179V200H177ZM8 200H9V202H8ZM11 200H12V201H11ZM26 200H27V201H26ZM42 200H43V199H42ZM120 200H118V201H120ZM196 200H198V201H196ZM203 200L205 201V199H203ZM6 201H7V202H6ZM66 201H65V202H66ZM68 201H70L71 203L69 202V204H68ZM118 201H117L116 203H118ZM147 201L149 202V205L146 204ZM157 201H158V200H157ZM172 201H173V202H172ZM175 201H178V202H175ZM180 201H182V202H180ZM204 201H202V202L199 201V205H200V203L202 204ZM63 202H64V200H63ZM154 202H152V203H153V204H152V207H153V208L155 207ZM159 202H160V199H159L158 202H156V206H157V208H158V206H161V207H159V208L162 209L163 205H161L162 203L159 204ZM179 202H180V203H179ZM7 203H8L7 206H8L9 208L5 205V204H7ZM10 203H11V204H10ZM23 203H24V204H23ZM75 203H76V204H75ZM107 203H106V204H107ZM119 203H120V202H119ZM186 203H184V204H186ZM195 203H196V205H197L198 208H197V207H196V208L193 207V206L195 205ZM27 204H26V205H27ZM64 204H65L64 206L66 207V203H64ZM114 204H115V203H114ZM114 204H113V205H114ZM144 204H146L147 206H145ZM168 204H169V205H168ZM184 204H183V205L181 204V205H182L183 207H185V206L188 205V204H186V205L184 206ZM203 204H204V203H203ZM203 204H202V205H203ZM9 205H10V206H9ZM19 205H20L21 207H20ZM61 205L63 206L62 203H61ZM99 205H100V206H99ZM115 205H117V204H115ZM119 205H120V204H118V207H119ZM122 205H121L120 207H123ZM137 205H139V207H138ZM141 205H142V208H144V209L141 208V210H143L142 212L140 211V207H141ZM143 205H144L146 208L143 207ZM202 205H200L201 208L203 207ZM64 206H63V209L65 208ZM91 206H92V207H91ZM178 206H175V207H174L173 212H175V210H177L176 208H178ZM69 207H70V206H69ZM72 207L69 208L70 211H71L72 209L75 210V207H74V208H72ZM100 207H101V208H100ZM113 207H114V206H113ZM113 207L110 208V210H111V209L114 210L115 208H118V207H114V208H113ZM168 207H169V209H168ZM18 208H19V209H18ZM27 208H28V209H27ZM29 208H30V210H29ZM66 208H67V207H66ZM66 208L64 209L65 211L67 210ZM107 208H108V207H107ZM159 208H158V209H159ZM165 208L163 207L164 210H165ZM179 208H180V209H178V211H176V214L178 213V214H177V215H178V219H179V215H180L181 213H183V215L185 216V218H186V215L189 213L188 215L191 216V218L189 217V218H190V221H191L192 217L196 216L197 213H198V215H199V212H197V211L194 212V211L190 210V211L192 212V213L190 214V212H188L186 208H183V210L186 209L187 213H185L186 211H185V212H184V211H181V210H182V207H179ZM187 208H188V207H187ZM189 208H188V210H189ZM85 209H83V212L85 211ZM127 209H129L130 213L133 214V216L135 217V218H134V217L132 216V218H133L134 220H136V221H135L136 223L133 221L132 218L130 219L131 214L129 213V211H128ZM163 209H162V210H163ZM42 210H43V209L40 210V213L42 212ZM76 210H77V209H76ZM94 210H95V211H94ZM100 210H102L103 212H101ZM107 210H108V211H106V213L108 212V214H109L108 216H110V215H111L110 212L112 213V210L109 211V208H108ZM115 210H116V209H115ZM115 210H114V211H115ZM120 210H121V211H120ZM126 210H127V211H126ZM146 210H147V209H146ZM146 210H145V211H146ZM155 210H157V209L154 208V211H155ZM164 210H163V213L165 212ZM171 210H172V209H171ZM171 210H170V213L172 214L173 212H172ZM65 211H64V213H65L64 215H66V212H65ZM70 211L68 210L67 215H68V214H71V215L75 216V215H74V214H75V211H73V212H74L73 214H72V211H71V213H70ZM114 211H113V213H114ZM139 211H140V212H139ZM159 211L162 212L161 210H158V211L155 212V213H159V215H160V212H159ZM167 211H166V213H169V211H168V212H167ZM180 211H181V212H180ZM37 212H39V211L37 210ZM124 212H125V213H124ZM137 212H139V213H137ZM193 212H194V213H193ZM33 213H34V214H33ZM85 213H86V215H85ZM85 213H84V215L87 216L88 214H87L86 211H85ZM91 213H92V214H91ZM98 213L101 214L100 216H102V217H99V214H98ZM102 213H104V215H102ZM119 213H120V214H119ZM136 213L139 214V215H138L139 217L136 216ZM170 213H169V214H166V215L162 214V216H163V215H164V216L169 215V216L166 217V218L168 219L169 217H172L173 215H176V214H174V213H173V215H171ZM184 213H185V214H184ZM195 213H196V214H195ZM126 214H127V215H126ZM24 215H25V216H24ZM32 215H34V218H32ZM71 215H70V216H71ZM129 215H130V216H129ZM152 215L154 216L155 214L152 213ZM177 215L174 216V217H172V218H176ZM181 215H182V214H181ZM181 215H180V216H181ZM192 215H193V216H192ZM15 216H16V217H15ZM22 216H23V218H22ZM68 216H69V215H68ZM85 216H84V217H85ZM90 216H89V217L87 216V217H88L89 219L92 218V219H91V223H93V221H94V223H95V220H93V219H96L97 217L95 218V216H94V217H93V216L90 217ZM106 216H107V214H106ZM112 216H110L111 219H114V217L112 218ZM143 216H144V215H143ZM160 216H161V215H160ZM8 217H10V218H8ZM110 217H109V218H110ZM155 217H159V216L156 215ZM19 218H18V219H19ZM28 218H27L28 223H27V221H26V218H25V221H24V222L26 223V225H27V224L30 225V223H31V220L29 221ZM88 218H87V219H88ZM172 218H169V219L172 220ZM180 218H182V216H181ZM185 218L183 217L182 219H185ZM187 218H188V216H187ZM189 218H188V221H189ZM12 219L9 220V221L11 222ZM105 219H107V217H106ZM23 220H24V219H23ZM23 220H22V221H23ZM73 220H74V222H75V219H73ZM186 220H187V219H186ZM186 220H184V221L186 222ZM18 221H20V220H17V222H18ZM96 221H97L96 225H95V224H94V225L92 224V226H93V227L95 226L96 229H94L95 227L93 228L90 224H87V225H88L90 228L94 229L95 231H96L97 229L101 230V231H99V232H101V233L103 234L102 231H103L104 228L102 229L101 227H99L100 225H99V223H98V222L100 221V224H102V223H103L102 220H98V219H97ZM169 221H170V220H169ZM174 221H175V219H174ZM188 221L184 224V223H183V220H182V222H181V223L183 224V227H182V228H187V227H188L187 229L189 230V227H190V228H192V230H193V228H194L193 226H194V225L191 224V223H193V222H190V221L188 222ZM70 222H71V221H70ZM72 222H73V221H72ZM72 222H71V223H72ZM89 222H90V220H89ZM101 222H102V223H101ZM132 222H133L132 226L134 225V226H135V229H134L133 227H130L131 230H130V228L127 229L128 226H129ZM161 222H160V225H159V224H156V223H155V224H156L157 226H161V225H162L161 227H163V230H164V231H165V228H168V230H169V227H171V230H169V231L167 232V235L165 234V232H164L160 227H159L160 229L158 228V230H162V232H164V233H162V235L164 234V235H166V237H168V238H167L168 242L170 241L171 243L173 242L172 244H174V243H177V241H180V242L182 241V242H181V246H182V243L184 244V243H187V242H185V241H189L188 238L191 237V233H192V232H191V231H192L191 229H190V230H191V231H190L191 233H190V236H189V237L187 236V233H189L188 230H185V229H184L183 231H184V232L186 231V232H185L186 237H185L184 235H182V236H181V240H178V239H180V238H179L180 236L178 235V234H180V233H179V232H176V230H173V229H175V226H174L173 229H172V226H171V223H170V222L173 223V221L168 222V223H167L168 226H166V227H165L166 224L163 225ZM177 222H178V220H177ZM12 223H14V224L16 223L15 219L13 220ZM25 223H24V224H25ZM111 223H112V224H111ZM149 223H150V224H149ZM154 223H153V225H155ZM169 223H170V224H169ZM181 223H179V226H181V225H180ZM72 224H74V223H72ZM97 224H98L99 226H97ZM186 224H187V225H186ZM29 225H28V227H29ZM84 225H85V224H84ZM84 225H83V226H84ZM102 225L104 226V224H102ZM102 225H101V226H102ZM147 225H148V226H147ZM130 226H131V225H130ZM176 226H177V225H176ZM179 226H178V227H179ZM184 226H186V227H184ZM86 227H87V226L85 225V227H84L85 230L87 229ZM97 227H98V228H97ZM90 228H88V229L90 230ZM100 228H101V229H100ZM132 228H133V229H132ZM182 228L180 229V232H181ZM88 229H87V230H88ZM123 229H124V231H126V234H125V232L123 231V234H122L121 236H125V235H127V236L123 237L124 239H123V238H120L121 236H119V237L117 236V234L119 235V233L121 232L120 230H123ZM176 229H177V227H176ZM127 230H128V231L130 230V234H132V235H129V232H128ZM132 230H133V231H132ZM172 230H173V231H172ZM91 231H92V230H90V232H91ZM104 231H105V229H104ZM170 231H172V233H176V235H174V234L172 235ZM174 231H175V232H174ZM177 231H179V230H177ZM183 231H182V234H183ZM96 232H98V231H96ZM96 232H95V234H96V235H99V239H100V237H102V234H100V233H96ZM142 232H143L145 235H146V234H147V235L144 236V234H143ZM92 233L94 234L93 231H92ZM121 233H122V232H121ZM135 233H136V235H135ZM138 233H139V232H138ZM152 233H153V234H152ZM197 233H198V232H197ZM128 235H129L130 238H131V236H132V238H135V239H136V238L139 239V238H141V236H142V238H141V240H138V239H137V240H138V241L136 240L137 242L134 240V241L136 242V243H135V242L133 241V239H132L133 242L130 241V238L128 237ZM133 235H134V236H133ZM168 235H169V236L171 235L170 237L176 236V237L173 238V239H175V240L177 239V241L175 242L173 239L170 240V237H169ZM177 235L179 236L178 238H177ZM180 235H181V234H180ZM188 235H189V234H188ZM192 235H193V233H192ZM195 235H197V234L195 233ZM183 236H184L185 239L188 237L187 240H185V239L183 238ZM97 237H98V236H96V238H97ZM103 237H102V238H103ZM126 237L129 238L128 241L132 242V244H134V245H136L139 241H142V239L144 240L145 238H143V237H147V238L145 239V241H146L147 243H146V244L144 243V244L146 245V248L144 247V251H145V252L142 253V256H140V255H139V256H138V255L136 256V254H133V253H138L137 251H136V252H132V251H134V250H137V248H135V246H134V250H132L133 245L131 246L132 248H131V247H127V248H129L128 250L131 249L132 251H128V250H127L128 252L125 251V255H126V252H127V253L132 252L131 254H132L133 256H135V257H132L131 254H130V256H131L132 258H129V257H130L129 255H127V257H126V256H123L124 252H121L120 249H121V247H122L123 245L125 246L124 241H125ZM166 237H162V236H161L160 239H163V238L166 239ZM114 238H119L120 240H119V239H116V240H119V241L117 242ZM157 238H158V237H157ZM157 238H156V239H157ZM158 239H159V238H158ZM182 239H183V240H182ZM97 240H98V239H97ZM97 240L94 239V240H92V241H97ZM121 240L123 241V243H122ZM126 240H127V239H126ZM172 240H173V241H172ZM184 240H185V241H184ZM106 241H107V242H106ZM112 241L114 242V244H116V249H117V247H118V244H117V243H119V242L121 241L119 244H121V243L123 244V245L121 244L122 246L120 245V247H118L119 251H118V249H117V252L119 253V255H121V256H119V255L117 254L118 258H115V257H117V256L114 254L115 249L113 250V248L115 247V245L113 246V244H111ZM115 241H116L117 243H115ZM159 241H160V240H156V241H155V242H156V243H154V244H156V245H154L155 247H156L157 245L159 246ZM190 241H192L191 238H190ZM195 241H196V240H195ZM195 241H194V243H195ZM105 242H106V243H105ZM160 242H161V241H160ZM170 242L168 243V245L170 244V245H169V246H170V247H169V248H170V251L168 252L169 248H168V250L166 249V251H164V252H166V253L168 252L167 255H164V256H166V258L163 259V257H164V256H163V251H161V253L159 254L160 258L162 257V259L165 260V261H162V259H161V260H160V263H161V264H171V263L173 264V262H174V264H182V263H183V264H186V263H187V264H188V263L191 264V262L194 261L193 259H192L191 261H188V262L185 261V258H186V260H187V256H186V254H185V258H184V257L182 256V254H180V253H181V250L183 249V247H181L180 244H179L180 242H178L177 245L179 244L180 248H182V249H180V248L177 249V248L174 247V246H173V248H172V247H171L172 244H171ZM192 242H193V241H192ZM192 242H191V243H192ZM157 243H158V244H157ZM188 243H190V242H188ZM194 243H193V244H194ZM103 244H105L106 246L103 245ZM110 244H111V246H113V248H112L113 251H109L110 248L107 249V247L110 246ZM149 244H148V245H149ZM177 245H175V246H177ZM197 245H198V244H197ZM57 246H59V245H57ZM101 246H102V248H101ZM111 246H110V247H111ZM149 247H152V248H153V246H149ZM167 247H168V246H167ZM99 248H100V249H99ZM103 248H104L106 251L113 252L112 254H110L111 256L109 255V252H108L107 255H109V256L106 255V257H105L104 254L102 253L103 250H104ZM122 248H123L124 250H126V248H124V247H122ZM152 248H151L150 250H153V249H154V248H153V249H152ZM171 248H172L173 251L171 250ZM174 248H175V249H174ZM155 249H156V248H155ZM179 249H180V251H179ZM97 250H99V251L102 253V255L104 256L105 259H107L108 257H109L110 259H109V258H108L109 260H108V259H107V260L102 259V256H101V255H98L100 252H99V251L96 252ZM146 250L149 251V248H147ZM59 251H60V249H59ZM87 251L90 252V254H88ZM94 251H95L96 253H94ZM106 251H104V253H105ZM122 251H123V250H122ZM175 251H177V252H175ZM178 251H179V253H178ZM182 251H183V250H182ZM59 253H60V252H59ZM91 253H92V255H91ZM101 253H100V254H101ZM115 253H116V252H115ZM120 253H122V254H120ZM150 253H151V251H150ZM150 253H149V254H150ZM166 253H165V254H166ZM172 253L175 254V255H173ZM113 254H114V255H113ZM144 254H145V256H144ZM149 254H148V255H149ZM161 254H162V255H161ZM179 254L181 255V257L178 256ZM183 254H184V253H183ZM82 255H83V256H82ZM90 255H91L92 257H93V255H94V257H93L94 259L91 258ZM152 255L155 256V254H152ZM169 255H170V256H169ZM98 256H99V258L97 259ZM128 256H129V257H128ZM159 256L157 255V259H158V260L160 259ZM168 256H169V258H167ZM188 256H189V255H188ZM179 257H180V259H182V261L179 259ZM182 257H183L184 259H183ZM189 257H190V256H189ZM189 257H188V260L191 259V257H190V259H189ZM100 258H101V259H100ZM128 258H129V259H128ZM152 258H155V257L152 256ZM192 258H193V257H192ZM79 259H81V260H79ZM91 259H92V260H91ZM99 259L101 260V262H100ZM116 259H117V260H116ZM157 259H155V260H157ZM98 260H99V261H98ZM102 260H103V261H102ZM126 260H125V264L127 263ZM132 260H133V259H132ZM134 260H133L132 262H134ZM141 260H143V259H141ZM141 260H139V259L136 260V261H137L136 264H142V263L144 264V261L141 262ZM151 260H152V259H151ZM155 260H154V261H155ZM158 260H157V263H156V264H158ZM166 260H167V262H166ZM183 260H184L186 263H185ZM138 261H140L141 263H138ZM147 261L150 262L149 258L147 259ZM172 261H173V262H172ZM78 262H77V263H78ZM149 262H146V264H147V263L150 264ZM155 262H156V261H155ZM155 262H154V263H155ZM179 262H180V263H179ZM79 263H78V264H79ZM160 263H159V264H160ZM75 264H76V262H75ZM81 264H82V263H81ZM101 264H105V263H101ZM152 264H153V260H152Z\"/></svg>",
  "mask_w": 264,
  "mask_h": 264
}]
</instances>
